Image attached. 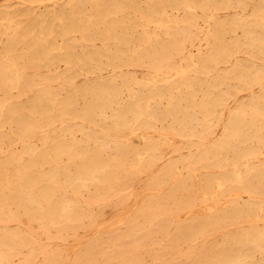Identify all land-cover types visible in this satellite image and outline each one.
Returning a JSON list of instances; mask_svg holds the SVG:
<instances>
[{
  "label": "rangeland",
  "instance_id": "rangeland-1",
  "mask_svg": "<svg viewBox=\"0 0 264 264\" xmlns=\"http://www.w3.org/2000/svg\"><path fill=\"white\" fill-rule=\"evenodd\" d=\"M92 1H94V3L95 2L96 3L92 4ZM100 1H102V2H100ZM107 1L109 2V4H108ZM122 1L123 0H119V1L106 0V2L104 0H91V1L90 0L89 1L88 0H81V1L76 0V2L74 1L75 2L74 3L73 0L72 1L71 0H44V1L43 0H0V22H1L0 23V55H1V57H0V60H1V62H0L1 63L0 70L2 69V71H0V76L2 78V79L0 78V102H1L0 108L1 107H3V108H5V107L6 108H11L12 105H13V111L14 110L17 111V114H19L18 115L19 118L22 119L21 120L22 124L24 123V126L22 125L23 128L16 129L14 121L9 120L8 118H7V121H6V118L4 116H2L5 113V109H3L4 111L3 110L0 111V123H2V124L4 123L3 125L0 124V130L3 131V133H4L3 134L0 131V138H1L0 139V159H1V161H0V170H1V172L0 173L2 174V176L4 178V180L2 182L0 181V192H1L0 193V206H1L0 207V210H1L0 214L2 215V216L0 215L1 216L0 217V231L3 232V233L0 232V236H1V240H0V246H1L0 247V264H8V263L9 264H66V263L67 264H70V263L74 264L76 259L79 262L78 263L76 261V263H78V264H96V263L97 264H157L158 262H159L158 264H164V263L165 264H191V263L192 264H204V263L205 264H227V263L228 264H252V263L253 264H264V260H263L264 259V247H263L264 246L263 245L264 244V226H263L264 225V186L262 184V183H264V180H263L264 179V175H263L264 174V145H263L264 144V138H263V136H264V134H263L264 133V128L261 127L260 125H257V127L255 125H253L256 128L251 126L250 125V121H251L250 118L251 117L249 118L250 112H251L250 104H252L253 102L254 103L257 102L256 98H258V103H260L259 105L264 104L263 103L264 102V99H263L264 98V90H263L264 89V86H263L264 85V59H263L264 58L263 57V55H264V42H263L264 39H262V38H264V30L262 28V26H264V0H260L259 4H258L259 0H253V1L252 0H245V1L240 0L241 1L240 3L238 2L239 0H230V1L229 0H223V1L222 0H208L206 2H203V0H201V2L199 0H193V2H192V0H187L188 2H190L193 5L191 8H187V7L183 6L182 5V1L183 0H174L175 2L171 1L170 4H169L170 0H168V2H167V0H161L160 5L159 4H158L159 6L156 5L157 7L154 6V3H153L156 0H153V2H151L152 0H149L148 2L146 0H135V1L134 0H129V2L132 1V4L130 3L131 5H133L132 7H131V5H129L128 0H124V3ZM162 1H163L164 5H163ZM210 1H212V4H211ZM214 1H215L216 4L218 2H220L221 4L220 5L217 4V7H215L216 4L214 3V5H213ZM119 2L122 4V5L120 4L121 5L120 7H119ZM135 2H136V4H135ZM199 2L200 3L203 2V5L205 6L206 10L203 9V5L202 4L200 5ZM223 2H224V4H223ZM78 3H79V5L77 6ZM80 3H81V5H80ZM176 3H177V5H176ZM225 3H226V5H225ZM244 3H245V6H244ZM63 4H65L66 6L69 5L68 8H66V6L64 7ZM134 4H135V6H134ZM179 4H181V5H179ZM84 5H86V7ZM98 5H99V7H98ZM206 5H207L208 8L206 7ZM208 5H210V6H208ZM82 6L85 7V8L83 9ZM170 6H172V7H170ZM235 6H237V7L235 8ZM251 6H252V8H251ZM112 7H114V8H112ZM145 7L146 8L150 7V8L146 9ZM155 7L158 10H156ZM244 7H246V8L244 9ZM61 8H63V9H61ZM78 8L79 9L82 8V10H78ZM93 8L95 10V13H97V11H100L101 15H100V12H99V14H93L94 13ZM142 8H143L144 12H142ZM153 8L155 9V11H154ZM253 8H254V11H253ZM65 9H67V10L70 9V10H72V12H70V10L67 11ZM105 9H106V11H105L106 13L104 11L102 13V10H105ZM137 9H138V11H137ZM145 9L148 12L145 11ZM188 9H189V11L190 10H192V11L188 13ZM207 9H209L210 11L209 10L207 11ZM242 9H244V10H242ZM74 10H77V12L74 11ZM111 10H112V12H111ZM149 10H150V12H149ZM171 10H172V15H170L171 14ZM193 10H194L195 14L192 13ZM260 10L262 11V13H261ZM59 11H60V13H59ZM78 11H80V12H78ZM82 11H84L85 13L83 14ZM119 11H121V12H119ZM125 11L128 14H126V13L124 15L121 14L122 12H125ZM90 12H91V14H90ZM133 12H134V14H133ZM145 12H147V13L145 14ZM253 12H254V17H253ZM69 13L70 14L72 13V20L74 19V22L71 21V15H69ZM191 13L194 14L193 17L191 16ZM62 14H64V15H62ZM65 14H68L69 18ZM92 14H93V17H92ZM102 14L104 16L105 15L107 16L108 14L109 15L107 17H104ZM201 14H202V16H201ZM76 15H77V17H76ZM87 15H88V17H87ZM98 15H100V16H98ZM119 15H121V16H119ZM127 15L130 16V18L127 19V17H126ZM183 15H185V16H183ZM96 16H97V18H96ZM164 16L167 17V21H166V17H164ZM207 16H208V19H207ZM255 16L257 17L256 21H255V18H256ZM258 16L261 18V20H260V18ZM40 17H41V19H40ZM74 17L79 19L78 23H76L77 21H76V18H74ZM141 17H143V18H141ZM181 17L183 19H181ZM184 17L187 19V21L184 20ZM215 17H217V19ZM238 17H240V18H238ZM244 17H246V18H244ZM55 18H56V20H55ZM81 18H84V20L81 19ZM114 18H117V20L114 19ZM133 18L136 19L135 23L133 22V20H134ZM12 19H13L14 22L16 20V22L14 23L12 21ZM44 19L47 21V23H46V21ZM59 19H61L62 22H67L68 23V22L71 21V23L76 24V26L74 27L76 29H74V31H73V27L71 29L72 30L71 31L72 35L70 33V36L66 37L65 35H61L60 33H58L59 30H63L64 29V27L59 26L60 25V20ZM63 19H64V21H63ZM98 19H100V21H102V22L100 23V21ZM106 19H109V20H106ZM164 19H165L166 22L163 21ZM212 19H214L213 20L214 22L212 21ZM218 19H219V21H218ZM242 19H244L245 21L243 20V22H242ZM91 20H92V22H91ZM249 20H251V21H249ZM257 20H260V22H258ZM262 20H263V25H262ZM18 21H20V23ZM80 21H83V25L86 24V25H84V26H86V28L89 25L88 29H90V31H91L90 35L87 34V33H89V30L86 29L82 25V22L80 23ZM107 21H109L108 26L114 25V28H115V25H116L118 27L117 31H116V28H115V31H116L115 34H117V35L120 34V32H118V31L122 30V33L124 31V32H127L131 36V37L129 36V39L126 40L127 42L126 41L125 42H121V40H119L118 43H116L117 46H119V45L121 46L122 45L121 46V48H122V52L121 53L122 54L120 53V55H121V57H123V59L121 57L118 58V59L116 58L115 64H114V62L106 61L107 57L105 55H104V57L101 56V62H96L95 60H93L91 64L89 62H82V63L80 62V64H79V62L77 63V62H73V61H71L72 63L71 62H63V60H61L60 62H59V60L58 61H56V60L54 61L53 60L54 62H52V61L50 62L48 60H44V62H35V63L34 62H28V60L30 58V54H31L30 45H32V40H31V37H29V36L36 35L35 31H37V37L35 39V41H36L35 47L38 44V46L39 45H42L43 47L45 46V49H46V47H47V49H50L51 45L55 46L54 48L61 47V45H62V48H66L67 49V50L61 49L62 53H63L62 57H64V51H67L69 53L71 52L70 54H73V55L76 53V56H80V55L83 54V51L85 53L87 51L88 52L89 51L92 52V50H93V52H95L96 50L98 51L100 46H101V48L99 50H102L106 45L109 46L108 45L109 44V40L111 41V40H113L115 38L114 34H112L113 32L109 36L110 39H108V40H104L100 36V33L102 35L104 25L106 26L107 23H108ZM110 21H111V23H110ZM112 21H113V23H112ZM127 21L130 22V23H127ZM191 21H193V23ZM228 21H230V23ZM232 21H233V23H232ZM94 22L95 23H99V25H98L99 30L96 27L97 25H94L97 29H95L94 26L93 27L91 26V23H94ZM118 22L121 23V24L119 25ZM155 22H157V24ZM159 22L161 23L160 25H159ZM172 22L174 24H172ZM212 22H213V24H212ZM215 22L216 23L220 22V24H216ZM222 22H227V24L224 25V23H222ZM238 22L239 23L242 22V24L239 25ZM245 22H246V24L248 23L249 26H248V24L243 26L245 24ZM49 23L50 24L53 23V24L50 25ZM54 23L57 24V25L55 24L57 26V28L54 25ZM136 23H138V25ZM234 23H235V26H234ZM14 24H15V26H14ZM42 24L44 26H49L50 30H52L53 32L54 31L57 32V33L55 32L56 34H55V36H53L55 39L54 38L51 39V41L54 42V43H52L51 41L45 43L44 42V38H42L44 35H41L39 37L38 34H39V31L43 27ZM145 24H146V26H145ZM167 24H169V26ZM176 24H177V26H176ZM192 24H194V25H192ZM10 25H11V27H10ZM122 25H123V27H122ZM184 25H186L185 26L186 28L184 27ZM188 25H189V27L187 28ZM223 25H224V27H223ZM255 25H257V26H255ZM12 26H13V28H12ZM39 26H40L41 29H39ZM172 26H174V27H172ZM211 26H213L214 30H211V29H213ZM230 26H231V29H232V33H230L231 32V29H229ZM236 26H237V29H236ZM18 27H19V29H18ZM222 27H223L224 31H222L223 30ZM77 28H78V30L79 29L80 30L78 31ZM120 28H121V30H120ZM190 28L192 30V34L189 33L190 31L188 32V30H190ZM206 28H208V29L206 30ZM238 28H240V29H238ZM31 29H32V32H31ZM33 29H35V30H33ZM93 29H95V30H93ZM101 29H102V31H100ZM158 29H159V31H158ZM167 29H168V31H167ZM172 29L173 30L175 29L174 30L175 32L173 31V33L176 34V35L175 36L172 35V38H171V34H173V33H171ZM185 29H187V31ZM243 29L245 31L244 34H243ZM15 30H17V31H15ZM97 30H98V32L94 33V31H97ZM216 30L217 31L219 30L217 35H216V32H217ZM143 31L145 32V34H144ZM148 31H149V35L151 34L150 36L148 35ZM163 31H164V33H163ZM80 32H81V34H80ZM169 32H170V34H169ZM187 32L189 33V35H188ZM222 32H224V33L221 34ZM226 32H227V34H226ZM259 32L261 33L262 36H260ZM10 33H12V34H10ZM85 33L88 36L86 35V37H85ZM135 33H136V35H135ZM209 33H210V35H209ZM246 33L247 34L249 33L248 36H247ZM212 34H214V36ZM233 34H235V36ZM58 35L61 36V37H58ZM97 35L100 36L101 38L100 37L98 38ZM138 35H142L143 38L140 37V36L138 37ZM152 35H154V36H152ZM182 35H184L185 37L184 36L182 37ZM222 35H223V38L221 37ZM244 35L247 36V37L244 38ZM189 36H191V38ZM202 36H203V38H202ZM207 36H209V38ZM249 36H251V37H249ZM44 37H46V36H44ZM156 37L158 39H156ZM178 37H179V39H178ZM181 37L183 39L186 38L188 40L186 41V39H185L186 42L184 40L181 41ZM219 37H221V38H219ZM238 37L240 39H238ZM23 38H24V40H22ZM26 38H27V40H26ZM161 38L164 40V43H163V40H161ZM233 38H237L236 39L237 40V44H236V40L233 39ZM253 38H254V40H253ZM66 39H68V41H66ZM100 39H102V40H100ZM170 39H171V41H170ZM172 39H173V41H172ZM191 39L192 40L194 39V40L192 41ZM219 39H220V41H219ZM224 39H226V40L228 39V40L226 41ZM249 39H251V41ZM71 40H72V42H71ZM132 40H134V41H132ZM160 40H161V43H162V47H161V44H160ZM211 40H212V45H211ZM242 40H244L243 43H242ZM258 40H260L261 42L260 41L258 42ZM14 41H15V43H14ZM29 41H31V44L28 43ZM39 41H41L42 43L39 42ZM77 41L80 42V43H78ZM128 41L129 42L132 41V42H130V44H129ZM142 41H143V43H142ZM218 41H219V43H218ZM224 41H226V42H224ZM233 41H235V42H233ZM145 42H146L147 46H146ZM175 42L177 43V45H176ZM20 43H22V44H20ZM49 43H50V45H49ZM55 43H57V45ZM58 43H59L60 46H58ZM112 43L113 42L111 41L110 49L113 52V49L115 48L116 45H115V43H113V45H112ZM171 43H172V45H171ZM238 43H239V45H238ZM259 43L260 44L262 43V45L260 46ZM11 44L14 47H12ZM19 44H20L21 48H20ZM75 44L77 46L76 48L74 47ZM155 44H157V45H155ZM213 44H214L215 47L213 46ZM221 44H223L224 46L220 47ZM225 44H227V45H225ZM231 44H232V46H231ZM235 44L237 45L238 48L236 47ZM128 45H129V47H127ZM138 45H139L140 49H139ZM168 45H169V47H168ZM180 45L182 46L181 48H184L183 50H184V54L186 55V57L181 56V54L179 52V49H178V48H180ZM218 45H219V47H218ZM25 46H27V47L25 48ZM48 46H49V48H48ZM66 46H69V48L66 47ZM71 46H73V48L75 50L73 48L71 49ZM83 46H84V48H83ZM141 46L143 47L142 50H141V48H142ZM164 46H165V48H164ZM172 46L174 47V51H173V47ZM256 46H257V48H256ZM23 47L26 50H24ZM85 47H86V49H85ZM239 47H240V49H239ZM11 48L13 50H15V51H12ZM123 48L127 52H125ZM181 48H180V50H181ZM213 48H215V50H214L215 52L214 53L221 52L222 55H221V59L216 58L217 62H215L216 60L214 62L212 61V64L214 63L215 65L214 64L210 65L211 58L208 59V56H209V52H212ZM68 49H70V50H68ZM133 49H135V51ZM216 49H218V50H216ZM224 49H225V52L223 53ZM18 50H20L19 53H18ZM22 50L24 52H22ZM79 50H81V51L79 52ZM139 50H141V52ZM156 50H157V52H155ZM175 50H177V51H175ZM227 50H229V52H226ZM230 50H231V54H230ZM55 51H56L55 49H50L51 55ZM130 51H132V52H130ZM142 51L143 52L145 51L144 52L145 55H143L144 53ZM164 51H166V52H164ZM8 52H9V54H8ZM25 52H26V54H25ZM202 52H203V54H202ZM56 53H61V51L59 50ZM137 53H141V55L137 54ZM177 53H179L180 55L177 54ZM251 53H252V55H251ZM7 54L12 59H9L7 57ZM173 54H175V55H173ZM176 54H177V56H176ZM189 54H190V56L193 59L192 61H188L187 57L189 56ZM195 54H196L197 58H196ZM11 55H13V56H11ZM54 55H55V53H54ZM130 55H131V58H129ZM247 55L249 57H247ZM16 56L18 57V59H17ZM136 56H137V58H136ZM138 56H140V57H138ZM144 56H145V58H144ZM171 56L175 60L174 62H173V59L171 58ZM199 56H201L203 58H207V62L206 63L203 62L204 67L206 66L204 68V70H202L203 69V65L200 64L201 62L196 61V60H198ZM228 56H229V58H231L230 61L228 60ZM26 57H28V59L24 60ZM147 57H149V58H147ZM154 57H155V59L157 57V59L156 60L153 59ZM158 57H159V60H158ZM167 57H168V59H167ZM217 57H219V55ZM135 58H136L137 61L135 60ZM140 58H141V60H140ZM15 59L17 60L16 62H15ZM124 59H126V62H124V64L125 63L126 64L122 65V61H125ZM10 60L12 62H10V63L7 62V61H10ZM117 60L119 62H121V63L117 62ZM146 60L148 61V63L151 64L150 66L147 65V61ZM170 60H171V62H169ZM2 61H4V63L6 62L8 64H6V63L4 64ZM104 61H105V64L103 63ZM165 61H167L169 64L166 63ZM185 61L188 62V63L186 64ZM26 62L28 64H25V66L23 67L24 63H26ZM46 62H47V64H46ZM109 62H110V64H109ZM233 62H235V63H233ZM33 63H34V65H32ZM66 63H68V64H66ZM69 63H71V64H69ZM87 63H89V64H87ZM128 63H130V65H128ZM153 63H155L157 65V67H159L161 65V68H159V70H158L156 65L154 64L155 65L154 66ZM100 64H102V65H100ZM173 64H174V67H173ZM207 64H209L208 65L209 67H207ZM233 64H234V67H233ZM41 65H42V67L39 68V66H41ZM81 65H83V66H81ZM90 65H92V66H90ZM118 65H119V68H118ZM223 65H225V66H223ZM258 65H259V67H258ZM21 66H22V69L20 68ZM147 66H149L150 68L147 67ZM151 66L156 67L155 70ZM171 66L173 68H171ZM184 66H185V68H184ZM262 66H263V68H262ZM70 67H71V69H70ZM77 67H78L79 71L75 70V69H77ZM188 67H190V68H188ZM191 67H193L194 70H192L193 68L191 69ZM196 67L197 68L200 67V70L197 69ZM210 67L213 68V69H211ZM219 67L220 68L222 67V69L224 71H221L222 69H220ZM67 68L69 69L68 70L69 72L67 71ZM168 68H171V70L168 69ZM227 68H229V69H227ZM238 68L243 73V74L241 73L242 75H240V71H239ZM256 68H258V69H256ZM120 69L122 70V74L126 73L124 75V78H123V75L121 73H119V72H121ZM156 69L158 71H156ZM173 69L175 71H173ZM186 69H188V70H186ZM7 70H8V72H7ZM21 70H23V71L21 72ZM24 70H25V72H24ZM91 70H93V71H91ZM168 70H170V71H168ZM197 70H198V73H197ZM248 70H249V73H248ZM12 71L15 72L16 74L14 73L15 74L14 75ZM73 71H74V74H73ZM259 71H261V75H260ZM27 72L29 74H31V75L28 74L29 77H31V78H28V75L26 74ZM57 72L59 74L61 72V74L57 75L58 74ZM75 72H76V74H75ZM166 72H167V74H166ZM216 72H217L218 76L215 77V75H217V74H215ZM224 72H225V75H224ZM250 72H251V74H250ZM9 73L11 74V76L9 75V78H8V74ZM37 73H38V76H37ZM51 73H52V76H51ZM114 73H115V75H114ZM256 73H259V74L257 75ZM25 74H26V76H25ZM44 74L47 77H45ZM63 74H65V75H63ZM66 74H68V75H66ZM118 74H119V76H118ZM207 74H208V76H207ZM245 74H247V77H245ZM2 75L6 76L5 80H4V77ZM130 75H131V77H130ZM181 75L184 76L183 78H184V81L186 82V84L180 82L181 80L178 79V77L181 76ZM186 75H187V77H186ZM188 75L189 76L191 75L192 77H189ZM220 75H221V77H220ZM12 76L15 77V78H13ZM63 76L66 78V80H65V78ZM100 76H102V77H100ZM248 76L251 77V78L249 79ZM256 76H260V77L257 78ZM22 77H24V79L25 78L26 79L23 80ZM54 77H55V80H54ZM60 77H61V79H60ZM62 77H63V80H62ZM98 77H100V78H98ZM132 77H133V80H132ZM174 77H175V80H174L175 82H173V78ZM196 77L198 78V80H197ZM244 77H245L246 80L244 79ZM32 78H34V79H32ZM126 78H129V81ZM187 78H188L189 81L187 80ZM213 78H214V81H213ZM223 78H224V80H223ZM233 78L235 80H233ZM254 78H255V81L253 82V84L252 83L250 84V80L252 81V79H254ZM51 79H53V80H51ZM101 79H102V81H101ZM112 79L114 80V82H111ZM121 79H122V81H120ZM171 79H172V81H171ZM202 79H203V81H202ZM259 79H261V80H259ZM105 80L107 81V83H106ZM13 81H15V82H13ZM53 81H57L58 83L57 82H53ZM71 81H73V82H71ZM195 81H196L197 84L195 83ZM212 81L214 82V85H213V83L211 84ZM220 81H221V84L219 83ZM238 81H239V83H238ZM246 81H247V83H246ZM4 82H7V83H4ZM23 82H24V86L22 87ZM48 82H50V83H48ZM165 82H167V83H165ZM203 82H205V84ZM206 82H207V84H206ZM232 82H234V83H232ZM36 83H37V85H36ZM39 83L41 85H39ZM101 83L105 87H103L102 85H98V84H101ZM123 83H124V85L126 83V87L122 85ZM140 83H141L142 86L140 85ZM142 83H144V85ZM177 83H179V84H177ZM69 84H71V85H69ZM138 84H139L140 87L138 86ZM169 84H172L173 86L174 85L175 86L173 88L169 89V87L167 86ZM187 84L191 85L194 88L193 89V94L195 93V91H197L195 93V95H193V102H192L193 107H190L191 105H189V103H187L185 100L182 99V100H180L178 102L182 106L184 105V107H181V105L178 102L177 103H178V107L180 109L185 108V109H183L184 111L176 110V111H178L177 113H179V114L176 113L177 116H175V117L173 116V114L175 115L176 111L174 113H172V115L166 113V110H167L168 106H170V102L172 103L171 99L172 100L174 99L173 97H174L175 94H177V96H183V95L185 96L187 94V86H186ZM193 84H194V86H193ZM208 84H211V85H208ZM232 84H234V85H232ZM238 84H240L241 87ZM4 85H5L6 88L3 87ZM43 85L44 86L47 85V86H45V88H46L45 90H44ZM95 85L97 86V89H96ZM110 85L111 86L114 85L115 88H119L120 91H121V92L119 91L120 94L118 93V99L119 100H118V103H116L117 105L115 103L111 102V99L109 97L108 90H109ZM127 85H129V86H127ZM199 85L202 88V92L204 91L203 92L204 94H205L206 91H208V92L210 91L209 95H210V97H212V99L215 96H217V95H215L216 92H217L218 95H219V93H221L220 95L225 96L224 101L225 100L226 101L225 102L221 101V103H220V104L224 105V108H221V105H217V107H215V105L213 103H211L210 105L209 104L206 105V107H205V105L203 106V104L201 105V103L203 101V98L201 99V97H202V95L204 97V94L200 91L201 88L199 87ZM205 85H206V87H205ZM212 85H213V88L215 90L212 89ZM244 85L247 88L246 90L244 89L245 88ZM54 86H57V87H54ZM82 86H83L84 91L82 89ZM85 86H86L87 89H85ZM178 86H179V88H178ZM208 86H209V88H208ZM28 87L30 89L33 87L32 91ZM40 87L43 88V89H41ZM77 87H79L78 91L76 90ZM101 87H102V92H101ZM149 87H152V88L154 87L157 90L160 88L161 96H158V95H154L153 97L148 96L149 92L147 93V88H149ZM234 87H235V89H234ZM4 88H5V90H3ZM22 88H25V89H22ZM50 88H52L55 92H57L56 94H58V96H56L55 92L52 91ZM56 88L59 91H56L57 90ZM62 88H64V89H62ZM93 88L95 89V92H94ZM123 88H124V90H123ZM198 88H200V89H198ZM220 88H221V90H220ZM227 88H228V90H226ZM1 89L3 90V92L1 91ZM79 89H82V91L79 90ZM165 89H169L171 94H170L169 91L166 92ZM204 89H206V90H204ZM229 89H231L230 91L232 93L231 92L229 93ZM236 89H237L238 92L236 91ZM67 90H68V93H66ZM88 90H89V93L91 94V96H90V94H88ZM103 90H105L107 92H105ZM137 90H138V92H141V94L143 93L142 94V98H141V94L138 93ZM185 90H186V92H185ZM5 91H6V93H5ZM80 91H81V93H80ZM71 92H73V93H71ZM100 92H101V94H100ZM129 92H131V93H129ZM168 92H169V95H168ZM253 92H254V94H253ZM14 93L16 95H18V94L19 95L15 97ZM28 93H29V95H28ZM77 93H80V95L81 94L82 95L79 96V94H78V96H77L76 95ZM92 93L94 95H92ZM132 93H133V95H131ZM210 93H212V94H210ZM222 93H224V94H222ZM145 94H146V96L144 97ZM250 94L252 95L251 97H253V99L255 101L254 100L252 101V98L250 99V96H249ZM46 95L47 96L51 95V96L47 97ZM60 95L62 96L61 97L63 99L62 101L65 103L66 109H67V110L65 109V112H63V113H61L62 110L60 111V110H58L56 108H53L52 104H50L51 100H49V98L50 99H54V96H55V100H57L59 102L61 100V99H59ZM65 95H67L68 98ZM98 95H99V97H98ZM107 95H108V98L105 99V97H107ZM4 96H5V99H6L5 102H4ZM43 96H46V97H43ZM102 96H103V98H102ZM231 96H233V97H231ZM260 96H263V97H261V99H260ZM13 97H15V98H13ZM24 97H26V98H24ZM158 97H159V99H158ZM46 98L49 101H47ZM148 98H149V102H148ZM153 98L155 100H153ZM166 98H168V100ZM40 99H42V100H40ZM70 99H71V101H70ZM82 99H83V101H82ZM90 99H91V101H90ZM130 99H132L133 102ZM146 99H147V101H146L147 107L145 106V102H143ZM222 99H223V97H222ZM262 99H263V101H262ZM1 100H3V101H1ZM86 100H87L88 104H87ZM108 100H109L110 103L108 102ZM152 100L156 104H154ZM156 100L158 101V104H157ZM17 101H19V102H17ZM89 101H90V103H89ZM104 101H106V102H104ZM197 101H199V102H197ZM20 102H22V103H20ZM100 102H102V103H100ZM129 102H131V103L129 104ZM196 102L198 104H200V105L197 106ZM84 103H86V104H84ZM99 103L101 104V106H100ZM122 103L124 105H122ZM151 103H153V104H151ZM247 103L249 104V107L246 106V105H248ZM9 104L11 105V107H10ZM14 104H15V108H14ZM20 104L22 106H20ZM25 104H26L27 108H25ZM74 104H75V106H74ZM132 104H134V105H132ZM243 104H244V106H241ZM49 105H50V107H49ZM86 105H87V108H85ZM121 105H122V108H121ZM139 105H141L140 107H142V105H144V108L145 109L147 108L146 111H143V109H142L143 107L139 108ZM165 105H167V106H165ZM211 105H213L216 110L215 109L213 110L214 107L213 106L211 107ZM237 105H239L238 109H237ZM17 106H19V107H17ZM23 106H24V108H22ZM38 106H39V108H38ZM45 106H47V107L45 108ZM93 106H95V108ZM97 106L99 107V110L97 109ZM106 106H108V107H106ZM128 106L133 108L132 112L134 114L131 112V108L128 107ZM187 106H189V107L186 108ZM194 106H195V108H194ZM82 107H83V109H82ZM100 107H101V109H100ZM118 107H120V109H118ZM126 107H127V109L124 110V108H126ZM151 107L153 109H150ZM218 107H219L220 110L218 109ZM35 108H36V112L34 111ZM75 108H76V110H75ZM84 108H85V110H84ZM107 108H109V109H107ZM111 108H112V114L110 113ZM135 108L137 110H134ZM159 108H160V110H159ZM234 108H236L235 109L236 111L234 110ZM21 109H22V111H21ZM51 109H52V111H51ZM68 109H69V111H68ZM77 109H78V111H77ZM86 109H87V111H86ZM162 109H164V110H162ZM56 110H57V112H56ZM82 110H84V111H82ZM88 110H90V111H88ZM92 110L94 112H92ZM121 110H123L124 113ZM127 110H129V112H127ZM138 110H140L141 112L143 111L142 112L143 116H141L139 118L133 117V116H136ZM188 110H189V113L191 115L186 116L183 119L181 117V115L183 114V112H185L186 114H189ZM209 110H213V111H209ZM241 110H243V111H241ZM32 111H33V113H32ZM70 111L72 112V114H71ZM114 111H115V113H114ZM148 111H151V112L149 113ZM153 111H154V113H153ZM233 111H235L234 112V116H233ZM246 111H247V113H243V112H246ZM52 112H53L54 115H51ZM58 112H60V113L58 114ZM102 112L105 115H103ZM119 112L122 113V115L119 114ZM158 112L160 114L161 113L162 114L160 115V114H158ZM220 112H221V114H220ZM248 112H249V114H248ZM98 113H100V115ZM125 113H126V115H125ZM195 113H196V115H197V117L199 119L200 118L203 119L202 122H201V120H198V122H197V119L195 120V118H197V117H195ZM218 113L220 114L219 118H218ZM55 114H58V115H56V117H55ZM148 114L153 115V119L154 120H150V122H149L150 124L145 125V123H147L149 121V119H150ZM166 114H167V117H166ZM236 114H237V116H236ZM23 115L24 116L26 115L25 116L26 118H24ZM36 115H37V117H36ZM86 115H88V116H86ZM113 115H114V117H112ZM159 115L162 116V117H160ZM216 115H217V118H216ZM227 115H229V117ZM52 116H54V117H52ZM68 116H70V117H68ZM71 116H72V120H71ZM105 116L107 117V119L105 118ZM154 116H156L157 119H159V120L154 118ZM179 116H180V118H179ZM241 116H243V117H241ZM1 117H3V118L1 119ZM27 117H29V120H27L28 119ZM99 117H100V120H99ZM117 117H119V118H117ZM190 117H191V119H190ZM45 118H49V121H51V120L52 121L49 122L48 119L45 120ZM67 118H68V120H67ZM80 118H82V119L80 120ZM112 118H113V120H112ZM121 118H123L122 121L120 120ZM231 118H232V121H233L231 123L232 124L235 123L236 125L235 124L234 125H232V124L231 125H227L230 122L229 120ZM242 118H243V123L241 122ZM35 119H37V120H35ZM57 119L59 120V122H58ZM62 119H64V120H62ZM84 119L86 121H84ZM115 119L116 120L118 119V124H117ZM129 119H130V121L128 122ZM143 119L145 121L146 120L147 121L144 122ZM169 119H171V120H169ZM216 119H217V122L215 121ZM226 119H227V121H226ZM79 120H80V122H79ZM103 120H104V122L106 124L102 123ZM139 120L140 121L143 120L141 122L142 124L139 123L140 122ZM160 120H161V123H160ZM236 120H238V121H236ZM10 121H11V123H10ZM31 121H32V123L33 122H35V123H33V124L31 123L30 124ZM62 121H63V123H62ZM100 121H102V122L100 123ZM123 121H125L127 123L125 124V122H123ZM154 121H156V123H154ZM27 122L29 123V125H28ZM43 122H44V125H43ZM65 122H66V124H65ZM137 122L139 123V126L137 125ZM143 122H144V124H143ZM173 122H174V124H173ZM188 122H190V123H188ZM196 122H197V126H196ZM212 122H213V125H212ZM239 122H240V124L242 123L243 126L239 125ZM6 123H8V124H6ZM45 123L46 124L49 123V124L46 126ZM52 123H53V125H52ZM72 123H75V124H73V128L71 126ZM79 123L81 124L80 126H79ZM152 123L155 124V125H152ZM200 123H203V124L201 125ZM39 124H40V128H38ZM102 124H104V125H102ZM109 124H110V126H112L111 129H109L110 128ZM180 124H182V125H180ZM54 125H55V127H54ZM68 125H69L70 130L68 128ZM93 125H94V127H93ZM120 125L122 127H120ZM126 125H127V127H126ZM133 125H135V126H133ZM209 125H210V128H209ZM29 126H31V129H29L30 128ZM43 126H44V129H43ZM75 126H77V130L75 129L76 128ZM101 126H104V127L106 126V127L104 129L102 127V129H103L102 130L101 128H99ZM158 126L160 128H158ZM166 126H167V128H166ZM183 126L185 127V129H184ZM237 126H238V128H241V129H238V131L236 129ZM247 126H248V129H247ZM249 126H250V128H249ZM32 127L33 128L35 127V128L33 129ZM41 127H42V130H41ZM117 127H118V129H117ZM137 127H138V129H137ZM172 127H174V128H172ZM227 127H229L230 129L233 127L231 129L232 133H230L229 128L226 129ZM259 127H260V129H259ZM190 128H191V130H190ZM52 129H54V130H52ZM90 129H91V131H90ZM93 129H96V130H93ZM168 129H170V130L168 131ZM195 129H197V130H195ZM205 129H207V130L205 131ZM255 129H256V131H255ZM5 130H7V131H5ZM18 130H20L21 132L19 133ZM39 130H41V131H39ZM122 130H124V131H122ZM173 130L175 132H177V133H174ZM30 131H32V132H30ZM64 131H65V134H64ZM75 131H77V132H75ZM85 131H86V134L88 133V136L91 135L93 137L92 138H90L91 136L87 137V135L85 134ZM162 131H163V133L165 132V134H164L165 136L169 135L168 139L164 135L161 136ZM241 131H244V133H243V135L245 136L244 139H246V140L248 139V142H246V140L243 139L242 133H239ZM9 132H11V134ZM124 132H125V136H124ZM250 132H251V135H250ZM16 133H17V135H16ZM26 133H28V134L26 135ZM103 133L105 134V136H104ZM178 133H179V135L181 134L180 135L181 137L178 136ZM187 133H189V134H187ZM109 134H111V135H109ZM130 134H132V135H130ZM156 134H158V135H156ZM182 134H183V137H182ZM193 134H194V137H193ZM227 134H230V137ZM28 135H30L31 137L28 136ZM95 135H96L97 138L95 137ZM98 135L101 136L99 138V140H98ZM141 135H142V137H141ZM170 135L171 136L173 135L172 138H171ZM200 135H203V137L200 136ZM40 136H41V139H40ZM46 136H47V138H46ZM255 136H257L259 138H262V140L260 139L261 141H259V138L255 137ZM43 137H45V138H43ZM53 137H55L56 140ZM130 137H132V138H130ZM196 137H198V138H196ZM27 138H30V140L29 139L27 140ZM78 138L80 140H78ZM159 138H160V140H159ZM215 138H217V139L215 140ZM67 139H68V142H67ZM156 139H157V141H156ZM181 139L182 140L184 139L183 142H182ZM231 139L233 140V142L236 141L235 142L236 145H233L235 143H231L232 142ZM69 140H70V142H69ZM154 140H155V142H154ZM165 140L167 142H165ZM171 140H173L172 143H171ZM1 141H2V145H1ZM80 141H81V143H80ZM95 141H96V143H95ZM129 141L131 143H129ZM146 141H147V143H146ZM163 141H164V143H163ZM189 141L192 143V145H191V143H189ZM226 141H227L228 145H227V143H225ZM64 142H65V144H64ZM141 142H142V144L145 142L144 145H142ZM169 142H170V144H169ZM186 142H188L189 144L186 143ZM208 142H214L215 144L214 143L213 144H214L215 147L212 145V143L208 144ZM221 142H222L223 146H222ZM257 142H258V144H257ZM27 143L30 144L29 146L33 145L35 147H33V146L32 147H28ZM117 143H119V144H117ZM249 143H250V147H249ZM52 144L54 145V148H53ZM76 144L78 145L79 149H78ZM129 144H130L131 147H128ZM184 144H187L188 146L184 145ZM231 144H232V149H230ZM20 145L22 146V148H21ZM82 145H86L87 148H86V146H82ZM100 145L101 146L103 145V147H101V149L99 148ZM118 145H120V146H118ZM136 145H138V146H136ZM157 145L158 146L160 145V148ZM190 145H191V147H190ZM243 145H244V148L242 147ZM106 146H107V148H106ZM117 146H118L117 150L120 147L119 152L116 150ZM139 146H140V149H139ZM151 146H153V147L150 148ZM178 146H179L180 150H178ZM258 146H259V148H258ZM261 146H262V150L260 149ZM73 147H74V149H73ZM104 147H105V149L103 150ZM126 147H128V149ZM173 147L176 150H178V151H174L175 149ZM181 147H183V148L181 149ZM225 147H226V149L229 147V149L227 151L228 153L226 152ZM23 148L25 149L24 151H23ZM81 148L84 150V152H83V150ZM97 148H98V150H97ZM148 148H150V149H148ZM156 148L159 149V150H157ZM207 148L209 149V152L207 151L208 150ZM240 148L243 149V150H248L247 148H251V149L253 148L254 152L249 154L248 156H244V157H242V155L241 156H237L238 155L237 152L240 151ZM32 149H33L34 153L32 152ZM75 149H76V151H74ZM85 149H86V151H85ZM124 149L127 150V151H125ZM143 149L146 151L145 153H144ZM210 149H211V151H210ZM214 149H215V152H214ZM224 149H225V151H224ZM257 149H258L259 152L257 151ZM21 150H22V153H21ZM26 150H27V152H26ZM40 150H41V152H40ZM63 150H65V152H64L65 155H63ZM72 150L74 152H72V154H71ZM137 150H139L138 153H137ZM203 150H205L204 153H203ZM253 150H251V151H253ZM189 151L191 153L195 152V154H191V153H189ZM197 151L199 153L201 151V155L204 156V158L202 160L200 159L201 156L199 157L200 154H198ZM76 152L78 154H75ZM85 152H86V154H85ZM139 152L141 153L140 156H139ZM152 152H153V156H152ZM210 152L213 153V156H211L212 154H210ZM60 153L62 154L61 155L62 157L60 156ZM87 153H88V155H87ZM109 153H110V158H109ZM120 153L122 154V156H121ZM162 153H163V157L161 156ZM223 153L224 154L226 153L225 159L221 158V160H220L219 158L223 155ZM233 153L236 154V155L234 156ZM84 154H85V156H84ZM89 154H92V155L89 156ZM107 154H108V156H107ZM114 154L117 155V157ZM123 154L124 155L127 154L126 155V162H125V156ZM186 154H188V155H186ZM16 155H18V156L16 157ZM29 155L31 156L30 158H29ZM137 155L139 156V158L141 160L138 158ZM185 155H186V157H185ZM205 155H206V158H205ZM214 155H215V157H214ZM217 155H218V157H217ZM255 155H256V157H255ZM34 156H35V159H34ZM37 156H38V159H37ZM58 156H60L61 158H59ZM78 156H79V158H78ZM149 156L150 157L152 156V157L149 159ZM154 156L157 157V158L155 157L156 161H155ZM26 157H28V162L26 161L27 160ZM107 157H108V160L110 162L109 161L107 162ZM118 157H120V158H118ZM196 157H198V158H196ZM211 157H212V159H211ZM223 157H224V155H223ZM228 157H230V159ZM45 158H46V160H45ZM115 158H116V161H115ZM131 158H133V162L131 161ZM216 158H217V160L219 159L220 161H223V164H221L222 162H220L219 160L217 161ZM231 158H232V160H234V159L235 160L231 161ZM39 159H40V161H39ZM143 159L145 160V162H148V163H144L143 164L142 163V162H144ZM148 159L150 160V162H149ZM188 159H189V161H188ZM196 159L197 160L200 159L199 160L200 162H197ZM247 159L248 160L250 159V160L248 161ZM117 160H119V161L117 162ZM181 160H182V162H181ZM203 160H204V162H203ZM210 160H212L211 161L212 163L210 162ZM228 160L230 162H228ZM46 161H48L49 163L46 162ZM90 161L92 162L91 164H90ZM120 161L121 162L123 161V163L120 164ZM207 161H208V163H207ZM67 162H68L69 166H66V165H68V164H66ZM80 162H81V164H80ZM165 162H166V164H165ZM167 162H168L169 165L167 164ZM226 162H228V163H227V166L224 168V166L226 165ZM28 163H30V164L28 165ZM47 163L49 164V166H48ZM74 163H76V164H74ZM136 163H137V165H136ZM140 163H142V164H140ZM31 164H33V165L31 166ZM94 164L96 165V167L94 166ZM105 164H106L107 167L105 166ZM16 165L17 166L22 165V166L17 167ZM27 165L29 167H27ZM173 165H174V167H173ZM185 165L188 166L187 173H186V166ZM211 165H212L213 168L211 167ZM229 165H230V167H229ZM38 166H39V168H38ZM52 166H53V168H52ZM56 166H57V168H56ZM167 166H168V169L166 170L167 171L166 172L165 169L167 168ZM180 166H181L182 169L180 168ZM203 166L205 168L208 167L209 173H208V169L207 170L204 169ZM248 166H250V167H248ZM256 166H258V167H256ZM112 167H114V168H112ZM141 167H144V168H141ZM159 167H160V169H159ZM170 167L172 169H170ZM54 168L56 170H59V171H56ZM119 168H121V171H119L120 170ZM174 168L177 169V170H175ZM232 168H234V169L232 170ZM249 168H250V170H249ZM47 169L48 170H52L54 172L53 173L52 171H50L52 177L50 176V172ZM73 169H75V170H73ZM87 169H88V171H87ZM94 169H97V170H94ZM109 169H110V171L112 169L111 175H110ZM145 169H147L148 171L144 172ZM190 169H191V171H190ZM196 169H197L198 172L195 171ZM245 169L247 170L246 172H245ZM10 170H11L12 174L10 173ZM41 170H43L45 173L43 171L41 172ZM132 170H133V172H132ZM135 170L139 171V172L134 173ZM160 170H162V172ZM170 170H171V172H170ZM222 170L223 171L225 170L226 173H227V170H228V173H229V174L227 173L228 176ZM28 171H29V173H28ZM34 171H35V173H34ZM174 171H176V174H175ZM194 171L197 173V175H196V173ZM216 171H217V173H216ZM232 171H234L233 174H232ZM125 172H127V176L125 175L126 174ZM129 172H130V174H129ZM242 172H243V176H244V174H245V176L248 175V183H249V186H250L248 189H244V190H243V188L240 190L241 187H237L236 186L235 179H234V175L236 173L242 175L241 174ZM32 173H34V174H32ZM48 173H49V175H48ZM61 173H62V175H61ZM97 173H98V175H97ZM101 173H102V176L100 178L99 174L101 175ZM105 173H106V175H105ZM157 173H158V175H157ZM165 173H167V176L165 175ZM207 173L209 174L208 176H207ZM212 173L214 174V177L211 179V176H213ZM218 173H219V176H217ZM220 173H222L224 175V177ZM18 174H19V176H18ZM44 174H46L47 176L44 175ZM108 174H109V176H108ZM168 174H169V176H168ZM198 174H199V176H198ZM176 175H178V179H177ZM195 175H196V178H195ZM200 175L201 176L203 175V176L201 177ZM229 175H231V176L229 177ZM10 176L12 177V180L13 179L15 180V182L14 181H8V180H11ZM33 176L37 177V179H35V178L33 179ZM48 176H50V178H48ZM58 176L60 177V179L57 181V178H59ZM63 176L66 177L67 181H65L66 179H63L64 178ZM133 176H134V179H133ZM156 176H157V178H156ZM173 176H174L175 180H174ZM215 176L217 178H215ZM15 177H17L19 180L17 178L15 179ZM45 177H46V179H45ZM77 177L80 178V180H78ZM90 177H92V178H90ZM98 177L100 178V180H98L99 179ZM104 177H106V178L108 177V178L106 179ZM120 177H121V179H120ZM153 177H154L155 180L153 179ZM232 177H233L234 180H232ZM250 177H251V180H250ZM259 177H260V179H259ZM25 178L29 181L30 186L28 184V181L25 180ZM52 178H54V179H52ZM72 178H73V180H72ZM85 178L87 180H84ZM129 178H130V180H129ZM228 178H230V179H228ZM223 179L226 180V181L227 180H230V181H228V183H227ZM255 179H256V181H255ZM51 180H52V182H51ZM158 180H159V182H158ZM162 180H163V182H162ZM168 180H169V182H168ZM171 180H174V182L171 181ZM179 180H180V182H179ZM214 180H215V182H214ZM122 181H123L124 186H123V184H121ZM33 182H34V184H33ZM69 182H71L72 185L73 184L74 185L72 186L71 183L69 185L68 184ZM73 182H75V183H73ZM79 182H81V183H79ZM87 182H89L90 184L87 183ZM154 182H156L157 184L154 183ZM171 182H173V183H171ZM213 182H214V184H213ZM230 182H231V185L229 184ZM77 183L80 186L77 185ZM177 183H178V185H177ZM195 183H197V184H195ZM255 183L257 184V187H259V189L256 188V185L253 186ZM5 184H7L6 187H5ZM15 184L16 185L23 184L25 186L27 185L26 186L27 187L26 191L29 194L33 195V196H35V195L39 196L40 187L42 185H44V186L49 185L50 188H51L50 192L52 194H48V195H49V199L50 198L51 199L54 198L53 201H55V203H56V205H55L56 206L55 207L56 208L55 216H56V220L57 221H55L54 219L51 220L50 218H49V221H48V218L47 219L43 218V220H44V222H43L42 218H32L33 214H30V213H28V214L24 213L23 214V210L24 211L28 210L29 209V207H28L29 205L27 204V206H25L26 204H24V202L22 201L23 199L22 200L20 199V202L13 200V199H15L14 198L15 191H14V187L12 185L15 186ZM54 184H56V185H54ZM59 184H60V186H59ZM62 184H63V186L65 184V188H62L63 187ZM85 184H87L86 185L87 187L85 186ZM97 184H100L102 186L103 192H102V189H100L101 188L100 185H97ZM151 184L152 185L155 184V185H153V187H152ZM159 184H161L162 187H160ZM227 184H228V186H227ZM233 184L236 187L232 186ZM32 185H33V187H32ZM34 185H35V188H34ZM81 185H82V188H81ZM129 185H131V186H129ZM176 185H177V187H176ZM195 185H196V187H195ZM198 185H199V187H198ZM229 185H230V189H229ZM224 186H226V187H224ZM77 187H78V189H77ZM150 187H152V188H150ZM232 187H233V189H232ZM262 187H263V189H262ZM36 188H38L39 191ZM83 188H84V190H83ZM85 188H87V190H89V191H86ZM149 188H150L151 191L149 190ZM213 188H214V191H213ZM225 188H226V191H225ZM227 188H228V190H227ZM145 189H147V190L145 191ZM167 189H168V192H166ZM197 189H198V191L200 193L197 191ZM207 189H209V190H207ZM234 189L238 190V191H235ZM93 190H94V192H93ZM148 190H149V194H148ZM153 190H155V191H153ZM177 190H178V193H177ZM187 190H188V193H187ZM26 191H25V193H27ZM77 191H78V193H77ZM97 191L100 192V194ZM156 191H157V193H156ZM158 191H159V193H158ZM181 191H182V194H181ZM185 191H186L187 194L185 193ZM211 191H212V193L215 192L216 195L218 194L217 198H216V195L214 193L213 194L211 193ZM228 191H229V194L227 193ZM249 191L252 192V194ZM34 192H35V194H34ZM125 192H126V194H124ZM189 192L190 193L192 192V194H190ZM195 192H196V194H194ZM209 192H210L211 197L209 196ZM6 193H7V195H5ZM256 193H258V194H256ZM233 194H234V197H233ZM58 195H62V197H60ZM80 195H82V196H80ZM120 195H121V197H119ZM222 195H223V197H222ZM11 196L13 197V199H12ZM52 196H54V197L52 198ZM166 196H167V198H166ZM179 196H180V198H179ZM191 196H192V198H191ZM199 196H200V198H199ZM208 196L210 197L211 200L209 199ZM56 197H57V199H56ZM68 197H70L69 200H68ZM194 197H195L196 200H194ZM218 197H219V200H218ZM232 197H233V199H232ZM62 198H63V202H62ZM87 198H88V200L90 199L89 202H86V201H88ZM208 199L210 200V202L212 204L209 203ZM215 199L218 200V203H217V200H215ZM220 199H221V201H220ZM228 199H230V200H228ZM2 200L4 201V204L1 203V202H3ZM10 200H11V202H9ZM12 200H13V203H12ZM92 200L94 201V205H93V201ZM199 200L203 204L199 203L200 202ZM213 200L216 201V202H213ZM91 201H92V203H91ZM118 201H119V203L116 204ZM139 201H141V202H139ZM255 201H256V203H255ZM7 202H9V204ZM192 202H194V203L192 204ZM253 202H254V204H253ZM65 203L67 205V208H66ZM177 203H179L178 206H177ZM7 204H8V207H6ZM58 204H59V206H57ZM98 204H99V206H98ZM143 204H144V206H143ZM189 204L190 205L192 204L194 206L192 207V205L190 206ZM195 204H196V206H195ZM213 204L214 205L216 204V206H214ZM9 205H11V206H9ZM23 205L25 207H27V208H25ZM31 205H30V209L33 208V207L35 208V207L38 206V208L36 209L37 211L44 210V209L48 208L47 207L48 200L42 198V199H40V202L37 201L34 204L35 206L31 207ZM116 205H117V207H116ZM167 205H168V207H167ZM14 206H15V208H14ZM17 206H19V207L17 208ZM64 206H65V208H64ZM83 206H84V208H83ZM175 206H176V209H174ZM183 206H185V207H183ZM74 207H76V208H74ZM114 207H116V208H114ZM161 207H162V209H161ZM187 207H189V208L192 207V208H190V210H188L189 208L187 209ZM212 207H214V208L216 207L215 210H214V208L212 209ZM220 207H221V209H220ZM8 208H9V211H8ZM57 208H59V209H57ZM112 208H114V209H112ZM182 208H184V209H182ZM255 208H256V210H255ZM258 208H260V209H258ZM131 209H133V211ZM180 209H181V211H180ZM216 209H217V211H216ZM218 209H219V211H218ZM67 210H69V211L66 212ZM212 210L214 211V213H213ZM221 210H224L223 213H222ZM235 210H237V211L235 212ZM238 210L241 211V212H239ZM58 211H62L63 214L59 213ZM64 211L66 212L65 214H64ZM174 211H176V213H179V214L175 216ZM208 211H210V212L208 213ZM245 211H246V213H245ZM249 211H250V213H249ZM2 212H4V213H2ZM182 212H184V214ZM243 212H244V214H243ZM19 213L21 214L22 218H20V216H19L20 214ZM32 213H34V211H32ZM73 213H74V216H73ZM75 213H76V215H75ZM101 213H102V215H101ZM122 213H125V214L121 215L122 217L125 215L123 217V219L120 217V214H122ZM190 213H193V214H190ZM240 213L242 215H240ZM253 213H255L254 214L255 216L253 215ZM14 214H16L15 216H17L18 218L13 217ZM56 214L59 215L58 219H57V215ZM68 214H69V217H68ZM148 214H149L150 217L148 216ZM161 214H162V216H161ZM202 214H203V216H202ZM215 214H216V217H215ZM11 215H12L13 218L11 217ZM211 215H212V217H211ZM226 215H227V217H226ZM28 216H30V217H28ZM115 216L116 217L118 216V219ZM169 216L171 218H173V219H171ZM213 216H214V218H213ZM247 216L249 217L248 218L249 221L247 219ZM131 217H132V220H130ZM222 217L226 218V220H222L223 219ZM253 217H255V218L252 219ZM26 218H27V220L29 222L26 221ZM70 218H71V220H70ZM112 218H114V219L116 218V220H118V221H116V220L114 221V220H112ZM9 219L12 220V221H8ZM35 219L38 220V222ZM75 219H76V221H75ZM1 220H2V222H1ZM3 220H4V222H3ZM6 220H7V223H6ZM86 220H87V222H86ZM119 220H121L122 223ZM171 220H172V222H171ZM239 220H241V222ZM244 220H246V222H244ZM262 221H263V223H260ZM31 222H34V223H31ZM102 222H103V224H102ZM129 222H130V224H129ZM44 223L45 224L47 223L48 226H46V225L43 226ZM171 223H172V225H171ZM24 224L25 225L28 224V225H26V227L27 226L28 227L26 228ZM109 224H110V226H109ZM90 225H92V226H90ZM256 225L257 226L259 225V227H257ZM3 226H4V228H3ZM7 226H8V231L6 230ZM106 226H107V228L109 226V228L108 229L104 228ZM202 226H203V228H202ZM221 226H222V228H221ZM10 227H12L11 230L9 229ZM123 227H125V228H123ZM174 227H175V229H174ZM219 227H220V229H219ZM13 228H16V229H13ZM34 228L36 230H34ZM37 228H39V229H37ZM48 228H49V230H48ZM112 228H113V230H112ZM138 229H141V230H138ZM257 229L259 231H257ZM31 230H32V232H31ZM261 230H263V231H261ZM13 232L14 233L16 232V233L14 234ZM47 232H49V234ZM231 232H232V234H231ZM244 232H245V234H244ZM250 232H251V235H250ZM149 233H150V235H149ZM159 233H161V234H159ZM187 233H188V235H187ZM22 234L23 235L25 234L26 236L25 235L24 236L26 238L24 236H22ZM59 234H61V235H59ZM92 234H93V236H92ZM110 235H111V237H110ZM114 235H115V237H114ZM173 235H174V237H173ZM91 236H92V238H91ZM107 236H108V238H107ZM131 236H132V238H131ZM2 237H3V240H2ZM28 237H30L29 238V241H30L29 243H28ZM142 237H144V238H142ZM22 238H23V242H22ZM7 239L11 240L12 242L10 241V244H9V241ZM138 240H139V242H138ZM32 241H33V243H32ZM113 241H114V243H113ZM2 242H5V244L1 245ZM15 242H16V244H15ZM6 243L9 246L6 247ZM206 243H207V246H205ZM128 244H131V246L128 245ZM17 245H19V246L17 247ZM101 245H102V247H101ZM255 245H256V247H255ZM103 246H105V247H103ZM124 246H126V248L128 250H126V248ZM8 247L10 249H7ZM39 247H40V249H39ZM119 247H122V248H119ZM12 248H14L15 250L12 249ZM17 248H18V250L16 251ZM136 248H137V250H136ZM1 249H2V252H1ZM244 249L246 250V252H245ZM250 249L252 250V253H251ZM131 250H133V252H131ZM163 250H164V252H162ZM185 250H186L187 253H189V252L190 253L187 254L185 252ZM220 250H223V255L222 256H220L218 254V252ZM256 250H258V251H256ZM3 251L4 252L6 251L5 252L6 254L3 253ZM119 251H121V252H119ZM127 251H130L131 254L127 253ZM253 251L256 252V253L254 254ZM15 252L18 253V254H16ZM10 253H12V254H10ZM32 253H33V256H32ZM110 253H111V255H110ZM181 253H183V254H181ZM192 253H193V255L191 256L190 254H192ZM194 253H195V255H194ZM243 253H244V255H243ZM258 253H259V255H258ZM83 254L84 255L87 254V255L84 256ZM179 254H181V255H179ZM118 255L120 256V258L118 257ZM245 255H247V257ZM79 256H82V257H79ZM188 256H190V257H188ZM244 256H245V258H244ZM75 257H76V259H75ZM95 257H97L96 260H94ZM174 258H175V260H174ZM112 259H114V260H112ZM258 259H259V261H258ZM241 260L243 262H241ZM253 261H255V262H253Z\"/></svg>",
  "mask_w": 264,
  "mask_h": 264
},
{
  "label": "bare ground",
  "instance_id": "bare-ground-1",
  "mask_svg": "<svg viewBox=\"0 0 264 264\" xmlns=\"http://www.w3.org/2000/svg\"><path fill=\"white\" fill-rule=\"evenodd\" d=\"M43 1H44V0H43ZM71 1H72V0H71ZM74 1L76 2V0H73V2H74ZM78 1H81V0H78ZM88 1H89V0H88ZM90 1H91V0H90ZM104 1L106 2V0H104ZM113 1H119V0H113ZM134 1H135V0H134ZM146 1L148 2L149 0H146ZM171 1H174V0H170L169 4L171 3ZM199 1L201 2V0H199ZM206 1H208V0H203V2H206ZM222 1H223V0H222ZM229 1H230V0H229ZM243 1H245V0H243ZM252 1H253V0H252ZM75 2H74V3H75ZM100 2H102V1H100ZM107 2H108V1H107ZM122 2L124 3V0H123ZM128 2H129V0H128ZM151 2H153V0H152ZM160 2H161V0H156L155 2H153V3H154V6H156V5L159 6V5H160ZM167 2H168V0H167ZM174 2H175V1H174ZM192 2H193V0H192ZM200 2H199V3H200ZM203 2L200 3V5H201V4L203 5ZM210 2H211V4H212V1H210ZM217 2H218V1H217ZM226 2H227V1H226ZM231 2H232V1H231ZM238 2L240 3L241 1L239 0ZM259 2H260V0L258 1V4H259ZM86 3H87V2H86ZM93 3H94V1H92V4H93ZM95 3H96V2H95ZM95 3H94V4H95ZM116 3H117V2H116ZM130 3L132 4V1L129 2V5H131ZM162 3H163V1H162ZM177 3H178V2H177ZM177 3H176V5H177ZM179 3H180V2H179ZM195 3H196V2H195ZM199 3H198V4H199ZM214 3H215V1L213 2V5H214ZM82 4H83V3H82ZM104 4H105V3H104ZM106 4H107V3H106ZM108 4H109V2H108ZM112 4H113V3H112ZM120 4H121V3L119 2V7L122 5V4H121V5H120ZM135 4H136V2H135ZM135 4H134V6H135ZM146 4H147V3H146ZM158 4H159V5H158ZM174 4H175V3H174ZM204 4H205V3H204ZM207 4H208V3H207ZM215 4H216V3H215ZM217 4L220 5L221 3L218 2ZM217 4H216L215 7H217ZM223 4H224V2H223ZM228 4H229V3H228ZM235 4H236V3H235ZM52 5H53V4H52ZM63 5H64V7L66 6L65 4H63ZM72 5H73V4H72ZM78 5H79V3L77 4V6H78ZM80 5H81V3H80ZM90 5H91V4H90ZM101 5H102V4H101ZM116 5H117V4H116ZM151 5H152V4H151ZM163 5H164V3H163ZM179 5H181V4H179ZM182 5L185 6V7H187V8H191V7L193 6V5H192L190 2H188L187 0H183V1H182ZM196 5H197V4H196ZM200 5H199V6H200ZM213 5H212V6H213ZM225 5H226V3H225ZM236 5H237V4H236ZM50 6H51V5H50ZM68 6H69V5H68ZM68 6H66V8H68ZM75 6H76V5H75ZM84 6L86 7V5H84ZM94 6H95V5H94ZM110 6H111V5H110ZM123 6H124V5H123ZM132 6H133V5H131V7H132ZM147 6H148V5H147ZM157 6H156V7H157ZM208 6H210V5H208ZM212 6H211V7H212ZM221 6H222V5H221ZM237 6H238V5H237ZM237 6H235V8H236ZM244 6H245V3H244ZM82 7H83V6H82ZM85 7H83V9H84ZM98 7H99V5H98ZM114 7H115V6H114ZM114 7H112V8H114ZM124 7H125V6H124ZM124 7H123V8H124ZM129 7H130V6H129ZM129 7H128V8H129ZM131 7H130V8H131ZM140 7H141V6H140ZM156 7H155V8H156ZM167 7H168V6H167ZM170 7H172V6H170ZM196 7H197V6H196ZM201 7H202V6H201ZM206 7H207V5H206ZM213 7H214V6H213ZM215 7H214V8H215ZM256 7H257V6H256ZM76 8H77V7H76ZM76 8H75V9H76ZM133 8H134V7H133ZM143 8H144V7H143ZM143 8H142V12H144V11H143ZM145 8H146V7H145ZM148 8H150V7H147L146 9H148ZM197 8H198V7H197ZM207 8H208V7H207ZM209 8H210V7H209ZM214 8H213V9H214ZM238 8H239V7H238ZM245 8H246V7H244V9H245ZM251 8H252V6H251ZM61 9H63V8H61ZM72 9H73V8H72ZM98 9H99V8H98ZM146 9H145V11H147ZM153 9H154V8H153ZM160 9H161V8H160ZM182 9H183V8H182ZM203 9L206 10L204 5H203ZM215 9H216V8H215ZM233 9H234V8H233ZM244 9H242V10H244ZM59 10H60V9H59ZM65 10H67V9H65ZM69 10H70V9H68L67 11H69ZM78 10H82V8H81V9L78 8ZM85 10H86V9H85ZM93 10H94V8H93ZM99 10H100V9H99ZM113 10H114V9H113ZM124 10H125V9H124ZM156 10H158V9L156 8ZM169 10H170V9H169ZM174 10H175V9H174ZM201 10H202V9H201ZM204 10H203V11H204ZM208 10H209V9H207V11H208ZM211 10H212V9H211ZM220 10H221V9H220ZM74 11L77 12V10H74ZM103 11L105 12L106 9H105V10H102V13H103ZM128 11H129V10H128ZM137 11H138V9H137ZM154 11H155V9H154ZM181 11H182V10H181ZM185 11H186V10H185ZM191 11H192V10L189 11V9H188V13L191 12ZM209 11H210V10H209ZM215 11H216V10H215ZM253 11H254V8H253ZM260 11H261V10H260ZM70 12H72V10H70ZM78 12H80V11H78ZM82 12H83V14L85 13L84 11H82ZM99 12H100V11H97V13H95V10H94V13H93V14H99ZM111 12H112V10H111ZM111 12H110V13H111ZM119 12H121V11H119ZM129 12H130V11H129ZM139 12H140V11H139ZM147 12H148V11H147ZM147 12H145V14H146ZM149 12H150V10H149ZM156 12H157V11H156ZM175 12H176V11H175ZM186 12H187V11H186ZM186 12H185V13H186ZM199 12H200V11H199ZM258 12H259V11H258ZM258 12H257V13H258ZM57 13H58V12H57ZM59 13H60V11H59ZM87 13H88V12H87ZM105 13H106V12H105ZM105 13H104V14H105ZM125 13L128 14L126 11H125V12H122L121 14L124 15ZM157 13H158V12H157ZM173 13H174V12H173ZM192 13H194V10H193ZM192 13H191V16L193 17L195 13H194V14H192ZM261 13H262V11H261ZM73 14H74V13H73ZM90 14H91V12H90ZM93 14H92V17H93ZM133 14H134V12H133ZM150 14H151V13H150ZM159 14H160V13H159ZM196 14H197V13H196ZM204 14H205V13H204ZM251 14H252V13H251ZM255 14H256V13H255ZM62 15H64V14H62ZM65 15H66L67 17H68L69 15H71V21L74 22V19L72 20V13H71V14L69 13V15H68V14H65ZM100 15H101V12H100ZM100 15H98V16H100ZM102 15H103V14H102ZM108 15H109V14H108ZM108 15H107V16H108ZM164 15H165V14H164ZM170 15H172V10H171V14H170ZM189 15H190V14H189ZM260 15H261V14H260ZM53 16H54V15H53ZM53 16H52V17H53ZM78 16H79V15H78ZM90 16H91V15H90ZM90 16H89V17H90ZM103 16H104V15H103ZM107 16L105 15L104 17H107ZM119 16H121V15H119ZM133 16H134V15H133ZM158 16H159V15H158ZM183 16H185V15H183ZM186 16H187V15H186ZM191 16H190V17H191ZM201 16H202V14H201ZM208 16H209V15H208ZM208 16H207V19H208ZM214 16H215V15H214ZM76 17H77V15H76ZM76 17H74V18H76ZM87 17H88V15H87ZM126 17H127V19L130 18V16H128V15H127ZM136 17H137V16H136ZM136 17H135V18H136ZM156 17H157V16H156ZM164 17H166V16H164ZM196 17H197V16H196ZM247 17H248V16H247ZM253 17H254V12H253ZM255 17H256V16H255ZM258 17H259V16H258ZM57 18H58V17H57ZM60 18H61V17H60ZM68 18H69V17H68ZM96 18H97V16H96ZM141 18H143V17H141ZM215 18L217 19V17H215ZM215 18H214V19H215ZM238 18H240V17H238ZM244 18H246V17H244ZM259 18H260V17H259ZM40 19H41V17H40ZM81 19L84 20V18H81ZM104 19H105V18H104ZM114 19L117 20V18H114ZM133 19H134V18H133ZM133 19H132V20H133ZM181 19H183V18L181 17ZM189 19H190V18H189ZM192 19H193V18H192ZM214 19H212V21H213ZM216 19H215V20H216ZM233 19H234V18H233ZM233 19H232V20H233ZM256 19H257V17L255 18V21H256ZM44 20H45V19H44ZM44 20H43V21H44ZM48 20H49V19H48ZM55 20H56V18H55ZM59 20H60V25H59V26L64 27V29H63V30H59L58 33H60L61 35H65L66 37H69V36H70V33H71V31H72V30H71L72 27H73V31H74V29H76V28H74V27L76 26V24L71 23V21L67 23V22H62L61 19H59ZM65 20H66V19H65ZM78 20H79V19L76 18V21H77L76 23H78ZM89 20H90V19H89ZM96 20H97V19H96ZM98 20L100 21V19H98ZM106 20H109V19H106ZM112 20H113V19H112ZM135 20H136V19L133 20L134 23L136 22ZM139 20H140V19H139ZM173 20H174V19H173ZM184 20L187 21V19H186L185 17H184ZM196 20H197V19H196ZM240 20H241V19H240ZM243 20H244V19H242V22H243ZM260 20H261V18H260ZM260 20H257V21L260 22ZM12 21H13V19H12ZM45 21H46V20H45ZM63 21H64V19H63ZM68 21H69V20H68ZM128 21H129V20H128ZM128 21H127V23H130V22H128ZM163 21H165V19H164ZM166 21H167V17H166ZM166 21H165V22H166ZM188 21H189V20H188ZM218 21H219V19H218ZM225 21H226V20H225ZM244 21H245V20H244ZM249 21H251V20H249ZM4 22H5V21H4ZM13 22H14V21H13ZM15 22H16V20H15ZM15 22H14V23H15ZM18 22L20 23V21H18ZM49 22H50V21H49ZM54 22H55V21H54ZM81 22H82V25H83V21H80V23H81ZM89 22H90V21H89ZM89 22H88V23H89ZM91 22H92V20H91ZM97 22H98V21H97ZM101 22H102V21H100V23H101ZM107 22H108L107 25H106V26L104 25L102 35H101L100 32H99V33H100V36H101L104 40H108V39H110L109 36H110L111 33L113 32L112 34H114L115 38H114L113 40H111V41H112L113 43H115V45H116L115 48L113 47V48H114V49H113V52H112L111 49H110V46H111L110 43H111V41L109 40V44H108L109 46L106 45L102 50H99V49L101 48V46H100V48L98 47V48H99L98 51H97V50H96V51L94 50L95 52H93V50H92V52H91V51H89V52L87 51V52L85 53V52L83 51V50H84V49H83V50H82V51H83V54L80 55V56H76V53L74 54V55H75V56H74L73 54H70L71 52L69 53V52H67V51H64V57H62L63 53H62V50H61V49H63V50H64V49L67 50V49H66V48H62V45H61V47H56V48H54L55 46L51 45L50 49H55V50H56V51L54 52L56 56L54 55V53L52 54V55H53V56H52L51 53H50V49H47V47H46V49H45V46H44V47H43L42 45H39V46H38V44H37L38 47H37V46L35 47V43H36L35 39H36V37H37V31H35L36 35L29 36V37H31L32 45H30V47H31V50H30V51H31V54H30V58H29L28 62H34V63H35V62H44V60H48V61H50V62H51V61L54 62L55 60H56V61L59 60V62H60L61 60H63V62H71V61H73V62H77V63L79 62V64H80V62H81V63H82V62H89V63L91 64L93 60H95L96 62H101V56L104 57V55H105V56L107 57L106 61L114 62V64H115V60H116V58H117V59L120 58V57H121L120 53L122 52V48H121L122 45L120 46V45L118 44V45L120 46V47H119V46H117L116 43H118L119 40H121V42H125L126 40L129 39V36H130V35H129L127 32H124V31H123V33H122L121 28H120L121 31H118V32H120V34H118V35L115 34L116 31H117V28H118V27L115 25V28H116V31H115L114 25H111V24H110L111 26H108L109 21H107ZM137 22H138V21H137ZM149 22H150V21H149ZM177 22H178V21H177ZM189 22H190V21H189ZM191 22L193 23V21H191ZM213 22H214V21H213ZM213 22H212V24H213ZM228 22L230 23V21H228ZM239 22H240V21H239ZM239 22H238L239 25L242 24V22H241V23H239ZM0 23H1V22H0ZM46 23H47V21H46ZM85 23H86V22H85ZM110 23H111V21H110ZM112 23H113V21H112ZM118 23H119V22H118ZM123 23H124V22H123ZM131 23H132V22H131ZM155 23L157 24V22H155ZM215 23H216V22H215ZM222 23H224V25L227 24V22H222ZM232 23H233V21H232ZM235 23H236V22H235ZM235 23H234V26H235ZM251 23H252V22H251ZM43 24H44V23H43ZM43 24H42V25H43ZM49 24H50V23H49ZM51 24H53V23H51ZM51 24H50V25H51ZM55 24H56V23H54V25H55ZM120 24H121V23H119V25H120ZM132 24H133V23H132ZM136 24L138 25V23H136ZM160 24H161V23L159 22V25H160ZM172 24H174V23L172 22ZM181 24H182V23H181ZM194 24H195V23H194ZM194 24H192V25H194ZM216 24H220V22H218V23H216ZM216 24H215V25H216ZM247 24H248V23H247ZM247 24H246V22H245V24H244L243 26H245V25H247ZM21 25H22V24H21ZM24 25H25V24H24ZM56 25H57V24H56ZM56 25H55V26H56ZM77 25H78V24H77ZM84 25H86V24H84ZM84 25H83V26H84ZM94 25H97L96 27L98 28L99 23H95V22H94V23H91V26H92V27H93ZM102 25H103V24H102ZM127 25H128V24H127ZM129 25H130V24H129ZM167 25L169 26V24H167ZM170 25H171V24H170ZM224 25H223V27H224ZM262 25H263V20H262ZM14 26H15V24H14ZM16 26H17V25H16ZM131 26H132V25H131ZM145 26H146V24H145ZM168 26H167V27H168ZM176 26H177V24H176ZM178 26H179V25H178ZM185 26H186V25H184V27H185ZM208 26H209V25H208ZM248 26H249V24H248ZM255 26H257V25H255ZM255 26H254V27H255ZM10 27H11V25H10ZM79 27H80V26H79ZM84 27L86 28V26H84ZM88 27H89V25L87 26L86 29H88ZM94 27H95V26H94ZM96 27H95V29H97ZM122 27H123V25H122ZM129 27H130V26H129ZM132 27H133V26H132ZM135 27H136V26H135ZM156 27H157V26H156ZM158 27H159V26H158ZM162 27H163V26H162ZM172 27H174V26H172ZM188 27H189V25L187 26V28H188ZM211 27L213 28V26H211ZM223 27H222V29H223ZM239 27H240V26H239ZM12 28H13V26H12ZM16 28H17V27H16ZM56 28H57V26H56ZM56 28H55V29H56ZM80 28H81V27H80ZM125 28H126V27H125ZM154 28H155V27H154ZM154 28H153V29H154ZM163 28H164V27H163ZM163 28H162V29H163ZM176 28H177V27H176ZM178 28H179V27H178ZM181 28H182V27H181ZM185 28H186V27H185ZM215 28H216V27H215ZM234 28H235V27H234ZM234 28H233V29H234ZM262 28H263V30H264V26H262ZM18 29H19V27H18ZM18 29H17V30H18ZM39 29H41L40 26H39ZM53 29H54V28H53ZM95 29H93V30H95ZM134 29H135V28H134ZM140 29H141V28H140ZM156 29H157V28H156ZM207 29H208V28H206V30H207ZM220 29H221V28H220ZM222 29H221V30H222ZM229 29H231V26H230ZM236 29H237V26H236ZM238 29H240V28H238ZM17 30H15V31H17ZM33 30H35V29H33ZM56 30H57V29H56ZM77 30H78V28H77ZM77 30H76V31H77ZM79 30H80V29H79ZM79 30H78V31H79ZM88 30H89V33H87V32H86V33L90 35V32H91V31H90V29H88ZM98 30H99V28H98ZM98 30H97V31H94V33L98 32ZM143 30H144V29H143ZM174 30H175V29H174ZM174 30L172 29V32H171V33H173ZM185 30L187 31V29H185ZM196 30H197V29H196ZM201 30H202V29H201ZM211 30H214V28L211 29ZM225 30H226V29H225ZM234 30H235V29H234ZM234 30H233V31H234ZM9 31H10V30H9ZM76 31H75V32H76ZM78 31H77V32H78ZM100 31H102V29H101ZM158 31H159V29H158ZM167 31H168V29H167ZM176 31H177V30H176ZM181 31H182V30H181ZM189 31H190V32H189ZM194 31H195V30H194ZM216 31H217V30H216ZM216 31H215V32H216ZM218 31H219V30H218ZM218 31L216 32V35H217ZM222 31H224V29H223ZM257 31H258V30H257ZM23 32H24V31H23ZM28 32H29V31H28ZM31 32H32V29H31ZM31 32H30V33H31ZM55 32H56V31L53 32L52 30H50V27H49V26H44V25H43V27H42V29L39 31V34H38V35H39V37H40L41 35L46 36V37L43 36L42 38H44V42L47 43V42H50L51 39L54 38L53 36H55V34L57 33V32H56V33H55ZM83 32H84V31H83ZM129 32H130V31H129ZM141 32H142V31H141ZM143 32H144V31H143ZM174 32H175V31H174ZM179 32H180V31H179ZM188 32L192 34V30H191V28H190V30H188ZM188 32H187V33H188ZM196 32H197V31H196ZM198 32H199V31H198ZM210 32H211V31H210ZM241 32H242V31H241ZM244 32H245V31H244V29H243V34H244ZM19 33H20V32H19ZM86 33H85V37H86V35H87ZM136 33H137V32H136ZM136 33H135V35H136ZM163 33H164V31H163ZM181 33H182V32H181ZM181 33H180V34H181ZM189 33H188V35H189ZM201 33H202V32H201ZM223 33H224V32H222L221 34H223ZM230 33H232V29H231V32H230ZM10 34H12V33H10ZM20 34H21V33H20ZM20 34H19V35H20ZM32 34H33V33H32ZM73 34H74V33H73ZM80 34H81V32H80ZM144 34H145V32H144ZM169 34H170V32H169ZM169 34H168V35H169ZM177 34H178V33H177ZM226 34H227V32H226ZM246 34H247V33H246ZM248 34H249V33H248ZM248 34H247V36H248ZM250 34H251V33H250ZM259 34H260V36H262L260 32H259ZM71 35H72V33H71ZM135 35H134V36H135ZM148 35H149V31H148ZM150 35H151V34H150ZM150 35H149V36H150ZM172 35L175 36L176 34H174V33L171 34V38H172ZM201 35H202V34H201ZM203 35H204V34H203ZM209 35H210V33H209ZM212 35L214 36V34H212ZM233 35L235 36V34H233ZM240 35H241V34H240ZM13 36H14V35H13ZM13 36H12V37H13ZM73 36H74V35H73ZM87 36H88V35H87ZM92 36H93V35H92ZM97 36H98V35H97ZM100 36H98V38H99ZM139 36L142 37V35H138V37H139ZM152 36H154V35H152ZM177 36H178V35H177ZM183 36H184V35H182V37H183ZM195 36H196V35H195ZM224 36H225V35H224ZM247 36L244 35V38H246ZM254 36H255V35H254ZM10 37H11V36H10ZM19 37H20V36H19ZM21 37H22V36H21ZM58 37H61V36L58 35ZM66 37H65V38H66ZM101 37H100V38H101ZM111 37H112V36H111ZM130 37H131V36H130ZM182 37H181V41H182V40L185 41L186 38L183 39ZM184 37H185V36H184ZM189 37L191 38V36H189ZM198 37H199V36H198ZM207 37L209 38V36H207ZM221 37L223 38V35H222ZM221 37H219V38H221ZM249 37H251V36H249ZM16 38H17V37H16ZM27 38H28V37H27ZM27 38H26V40H27ZM72 38H73V37H72ZM77 38H78V37H77ZM94 38H95V37H94ZM98 38H97V39H98ZM134 38H135V37H134ZM134 38H133V39H134ZM136 38H137V37H136ZM142 38H143V37H142ZM159 38H160V37H159ZM166 38H167V37H166ZM173 38H174V37H173ZM190 38H189V39H190ZM202 38H203V36H202ZM210 38H211V37H210ZM213 38H214V37H213ZM217 38H218V37H217ZM217 38H216V39H217ZM225 38H226V37H225ZM254 38H255V37H254ZM254 38H253V40H254ZM29 39H30V38H29ZM54 39H55V38H54ZM75 39H76V38H75ZM79 39H80V38H79ZM88 39H89V38H88ZM156 39H158V38L156 37ZM167 39H168V38H167ZM178 39H179V37H178ZM228 39H229V38H228ZM228 39H227V40H228ZM233 39L236 40L237 38H233ZM238 39H240V38L238 37ZM247 39H248V38H247ZM258 39H259V38H258ZM262 39H264V38H262ZM22 40H24V38H23ZM26 40H25V41H26ZM83 40H84V39H83ZM100 40H102V39H100ZM130 40H131V39H130ZM161 40H163V39L161 38ZM161 40H160V44H161V47H162ZM187 40H188V39H186V41H187ZM191 40H192V39H191ZM193 40H194V39H193ZM193 40H192V41H193ZM195 40H196V39H195ZM224 40H226V39H224ZM227 40H226V41H227ZM249 40L251 41V39H249ZM260 40H261V39H260ZM260 40H258V42H259ZM17 41H18V40H17ZM37 41H38V40H37ZM55 41H56V40H55ZM64 41H65V40H64ZM64 41H63V42H64ZM66 41H68V39H66ZM66 41H65V42H66ZM132 41H134V40H132ZM132 41H130V42H132ZM165 41H166V40H165ZM170 41H171V39H170ZM172 41H173V39H172ZM174 41H175V40H174ZM181 41H180V42H181ZM186 41H185V42H186ZM219 41H220V39H219ZM219 41H218V43H219ZM222 41H223V40H222ZM226 41H224V42H226ZM230 41H231V40H230ZM240 41H241V40H240ZM246 41H247V40H246ZM255 41H256V40H255ZM262 41H263V40H262ZM11 42H12V41H11ZM39 42H41V41H39ZM51 42H52V41H51ZM71 42H72V40H71ZM77 42H78V41H77ZM77 42H76V43H77ZM126 42H127V41H126ZM128 42H129V41H128ZM130 42H129V44H130ZM137 42H138V41H137ZM166 42H167V41H166ZM177 42H178V41H177ZM185 42H184V43H185ZM233 42H235V41H233ZM243 42H244V40H242V43H243ZM260 42H261V41H260ZM263 42H264V41H263ZM14 43H15V41H14ZM14 43H13V44H14ZM28 43L31 44V41H29ZM41 43H42V42H41ZM52 43H54V42H52ZM68 43H69V42H68ZM78 43H80V42H78ZM107 43H108V42H107ZM113 43H112V45H113ZM142 43H143V41H142ZM163 43H164V40H163ZM167 43H168V42H167ZM175 43H176V42H175ZM222 43H223V42H222ZM254 43H255V42H254ZM20 44H22V43H20ZM20 44H19V46H20ZM39 44H40V43H39ZM55 44L57 45V43H55ZM126 44H127V43H126ZM145 44H146V42H145ZM168 44H169V43H168ZM178 44H179V43H178ZM236 44H237V40H236ZM236 44H235V45H236ZM259 44H260V43H259ZM15 45H16V44H15ZM26 45H27V44H26ZM49 45H50V43H49ZM67 45H68V44H67ZM155 45H157V44H155ZM171 45H172V43H171ZM176 45H177V43H176ZM209 45H210V44H209ZM211 45H212V40H211ZM225 45H227V44H225ZM238 45H239V43H238ZM261 45H262V43L260 44V46H261ZM11 46H12V44H11ZM41 46H42V47H41ZM58 46H60L59 43H58ZM69 46H70V45H69ZM69 46H66V47L69 48ZM146 46H147V44H146ZM185 46H186V45H185ZM213 46H214V44H213ZM213 46H212V47H213ZM221 46H224V45L221 44L220 47H221ZM231 46H232V44H231ZM248 46H249V45H248ZM12 47H14V46H12ZM26 47H27V46H25V48H26ZM64 47H65V46H64ZM74 47H75V48L77 47L76 44H75ZM78 47H79V46H78ZM127 47H129V45H128ZM134 47H135V46H134ZM136 47H137V46H136ZM138 47H139V45H138ZM141 47H142V46H141ZM155 47H156V46H155ZM166 47H167V46H166ZM168 47H169V45H168ZM172 47H173V46H172ZM178 47H179V46H178ZM181 47H182V46L180 45V48H181ZM214 47H215V46H214ZM218 47H219V45H218ZM225 47H226V46H225ZM225 47H224V48H225ZM236 47H237V45H236ZM236 47H235V48H236ZM15 48H16V47H15ZM20 48H21V46H20ZM23 48H24V47H23ZM25 48H24V50H26ZM39 48H40V49H39ZM48 48H49V46H48ZM72 48H73V46H71V49H72ZM83 48H84V46H83ZM145 48H146V47H145ZM164 48H165V46H164ZM176 48H177V47H176ZM180 48H178V49H179V52H180L181 56L186 57V55L184 54V50H183L184 48H181V50H180ZM237 48H238V47H237ZM251 48H252V47H251ZM256 48H257V46H256ZM11 49H12V48H11ZM11 49H10V50H11ZM73 49H74V48H73ZM85 49H86V47H85ZM91 49H92V48H91ZM96 49H97V48H96ZM123 49H124V48H123ZM128 49H129V48H128ZM128 49H127V50H128ZM139 49H140V47H139ZM142 49H143V47L141 48V50H142ZM150 49H151V48H150ZM210 49H211V48H210ZM227 49H228V48H227ZM239 49H240V47H239ZM239 49H238V50H239ZM59 50L61 51V53H56V52L59 51ZM68 50H70V49H68ZM74 50H75V49H74ZM133 50L135 51V49H133ZM141 50H139V51L141 52ZM144 50H145V49H144ZM214 50H215V48H213L212 52H209L208 59L211 58L210 65L212 64V61L214 62V61L216 60V58L221 59V55H222V53H221V52H219V53H214V52H215ZM216 50H218V49H216ZM220 50H221V49H220ZM12 51H15V50L12 49ZM48 51H49V52H48ZM80 51H81V50H79V52H80ZM124 51L127 52L125 49H124ZM149 51H150V50H149ZM173 51H174V47H173ZM175 51H177V50H175ZM209 51H210V50H209ZM19 52H20V50H18V53H19ZM22 52H24V51L22 50ZM26 52H27V51H26ZM26 52H25V54H26ZM79 52H78V53H79ZM130 52H132V51H130ZM142 52H143V51H142ZM144 52H145V51H144ZM144 52H143V53H144ZM150 52H151V51H150ZM155 52H157V50H156ZM160 52H161V51H160ZM164 52H166V51H164ZM224 52H225V49L223 50V53H224ZM226 52H229V50H227ZM238 52H239V51H238ZM49 53H50V54H49ZM81 53H82V52H81ZM128 53H129V52H128ZM213 53H214V54H213ZM252 53H253V52H252ZM252 53H251V55H252ZM8 54H9V52H8ZM8 54H7V57H8L9 59H12L11 57L8 56ZM28 54H29V53H28ZM121 54H122V53H121ZM137 54H140V55H141V53H137ZM154 54H155V53H154ZM177 54H179V53H177ZM177 54H176V56H177ZM180 54H179V55H180ZM186 54H187V53H186ZM202 54H203V52H202ZM230 54H231V50H230ZM20 55H21V54H20ZM134 55H135V54H134ZM143 55H145V53H144ZM148 55H149V54H148ZM150 55H151V54H150ZM152 55H153V54H152ZM160 55H161V54H160ZM173 55H175V54H173ZM218 55H219V57H217ZM259 55H260V54H259ZM11 56H13V55H11ZM21 56H22V55H21ZM25 56H26V55H25ZM54 56H55V57H54ZM60 56H61V57H60ZM146 56H147V55H146ZM164 56H165V55H164ZM195 56H196V54H195ZM195 56H194V57H195ZM226 56H227V55H226ZM0 57H1V55H0ZM14 57H15V56H14ZM16 57H17V56H16ZM19 57H20V56H19ZM23 57H24V56H23ZM23 57H22V58H23ZM106 57H105V58H106ZM134 57H135V56H134ZM138 57H140V56H138ZM150 57H151V56H150ZM152 57H153V56H152ZM161 57H162V56H161ZM161 57H160V58H161ZM204 57H205V56H204ZM247 57H249V56L247 55ZM250 57H251V56H250ZM263 57H264V55H263ZM8 58H7V59H8ZM57 58H58V59H57ZM105 58H104V59H105ZM121 58L123 59V57H121ZM125 58H126V57H125ZM129 58H131V55L129 56ZM136 58H137V56H136ZM136 58H135V60H136ZM144 58H145V56H144ZM147 58H149V57H147ZM171 58L173 59L172 56H171ZM187 58H188V61H192V60H193L192 57L190 56V54H189V56H188ZM196 58H197V56H196ZM236 58H237V57H236ZM256 58H257V57H256ZM9 59H8V60H9ZM17 59H18V57H17ZM20 59H21V58H20ZM27 59H28V57H26L24 60H27ZM153 59H155V57H154ZM156 59H157V57H156ZM156 59H155V60H156ZM167 59H168V57H167ZM226 59H227V58H226ZM226 59H225V60H226ZM230 59H231V58H229V56H228V60H229V61H230ZM246 59H247V58H246ZM263 59H264V58H263ZM4 60H5V59H4ZM53 60H54V61H53ZM124 60H125V61H122V65H125V64H126V63L124 64V62H126V59H124ZM140 60H141V58H140ZM143 60H144V59H143ZM158 60H159V57H158ZM238 60H239V59H238ZM249 60H250V59H249ZM251 60H252V59H251ZM16 61H17V60L15 59V62H16ZM136 61H137V60H136ZM146 61H147V60H146ZM152 61H153V60H152ZM174 61H175V60L173 59V62H174ZM196 61L201 62L200 64L203 65V62H204V63L207 62V58H203V57L199 56L198 60H196ZM236 61H237V60H236ZM252 61H253V60H252ZM259 61H260V60H259ZM0 62H1V60H0ZM2 62L4 63V61H2ZM7 62L10 63V62H12V61L10 60V61H7ZM110 62H109V64H110ZM117 62H119V61L117 60ZM129 62H130V61H129ZM138 62H139V61H138ZM154 62H155V61H154ZM165 62L168 63L167 61H165ZM169 62H171V60H170ZM185 62H186V61H185ZM215 62H217V60H216ZM5 63H6V62H5ZM5 63H4V64H5ZM18 63H19V62H18ZM34 63H33L32 65H34ZM71 63H72V62H71ZM71 63H69V64H71ZM89 63H87V64H89ZM103 63L105 64V61H104ZM103 63H102V64H103ZM119 63H121V62H119ZM133 63H134V62H133ZM139 63H140V62H139ZM155 63H156V62H155ZM155 63H153V65H154ZM183 63H184V62H183ZM187 63H188V62H186V64H187ZM228 63H229V62H228ZM233 63H235V62H233ZM254 63H255V62H254ZM256 63H257V62H256ZM4 64H3V65H4ZM6 64H8V63H6ZM16 64H17V63H16ZM22 64H23V63H22ZM25 64H28V63H27V62L24 63L23 67L25 66ZM38 64H39V63H38ZM43 64H44V63H43ZM46 64H47V62H46ZM66 64H68V63H66ZM84 64H85V63H84ZM102 64H100V65H102ZM144 64H145V63H144ZM156 64H157V63H156ZM156 64H155V65H156ZM168 64H169V63H168ZM213 64H214V63H213ZM213 64H212V65H213ZM0 65H1V63H0ZM9 65H10V64H9ZM29 65H30V64H29ZM29 65H28V66H29ZM53 65H54V64H53ZM72 65H73V64H72ZM122 65H121V66H122ZM128 65H130V63H128ZM137 65H138V64H137ZM142 65H143V64H142ZM147 65L150 66L151 64L148 63V61H147ZM155 65H154V66H155ZM170 65H171V64H170ZM175 65H176V64H175ZM189 65H190V64H189ZM189 65H188V66H189ZM193 65H194V64H193ZM208 65H209V64H207V67H209ZM214 65H215V64H214ZM216 65H217V64H216ZM219 65H220V64H219ZM221 65H222V64H221ZM253 65H254V64H253ZM7 66H8V65H7ZM17 66H18V65H17ZM17 66H16V67H17ZM46 66H47V65H46ZM81 66H83V65H81ZM90 66H92V65H90ZM105 66H106V65H105ZM109 66H110V65H109ZM143 66H144V65H143ZM149 66H147V67H149ZM164 66H165V65H164ZM190 66H191V65H190ZM223 66H225V65H223ZM254 66H255V65H254ZM254 66H253V67H254ZM12 67H13V66H12ZM40 67H42V65L39 66V68H40ZM73 67H74V66H73ZM151 67H153V66H151ZM156 67H157V65H156ZM156 67H153L154 70H155ZM173 67H174V64H173ZM173 67L171 66V68H173ZM181 67H182V66H181ZM194 67H195V66H194ZM205 67H206V66H205ZM205 67H204V65H203V69H202V70H204ZM230 67H231V66H230ZM230 67H229V68H230ZM233 67H234V64H233ZM258 67H259V65H258ZM10 68H11V67H10ZM13 68H14V67H13ZM20 68L22 69V66H21ZM36 68H37V67H36ZM95 68H96V67H95ZM99 68H100V67H99ZM105 68H106V67H105ZM118 68H119V65H118ZM149 68H150V67H149ZM157 68H158V70H159V68H161V65H160L159 67H157ZM171 68H168V69L171 70ZM184 68H185V66H184ZM184 68H183V69H184ZM188 68H190V67H188ZM192 68H193V67H191V69H192ZM196 68H197V67H196ZM201 68H202V67H201ZM210 68H211V67H210ZM210 68H209V69H210ZM219 68H220V67H219ZM229 68H227V69H229ZM247 68H248V67H247ZM262 68H263V66H262ZM3 69H4V68H3ZM14 69H15V68H14ZM70 69H71V67H70ZM93 69H94V68H93ZM97 69H98V68H97ZM174 69H175V68H174ZM174 69H173V71L176 70V69H175V70H174ZM180 69H181V68H180ZM197 69L200 70V67H198ZM211 69H213V68H211ZM220 69H222V67H221ZM238 69H239V68H238ZM249 69H250V68H249ZM256 69H258V68H256ZM8 70H9V69H8ZM8 70H7V72H8ZM12 70H13V69H12ZM68 70H69V69L67 68V71H68ZM75 70L79 71V70H78V67H77V69H75ZM80 70H81V69H80ZM114 70H115V69H114ZM120 70H121V69H120ZM152 70H153V69H152ZM158 70L156 69V71H158ZM165 70H166V69H165ZM170 70H168V71H170ZM186 70H188V69H186ZM192 70H194V68H193ZM217 70H218V69H217ZM0 71H2V69H1ZM22 71H23V70H21V72H22ZM55 71H56V70H55ZM62 71H63V70H62ZM91 71H93V70H91ZM98 71H99V70H98ZM177 71H178V70H177ZM221 71H224V70L222 69ZM226 71H227V70H226ZM226 71H225V72H226ZM228 71H229V70H228ZM232 71H233V70H232ZM239 71H240V75H242L243 73L241 72L240 69H239ZM7 72H6V73H7ZM12 72H13V71H12ZM24 72H25V70H24ZM58 72H59V71H58ZM58 72H57V73H58ZM68 72H69V71H68ZM192 72H193V71H192ZM225 72H224V75H225ZM237 72H238V71H237ZM1 73H2V72H1ZM14 73H15V72H13V74H14ZM33 73H34V72H33ZM52 73H53V72H52ZM52 73H51V76H52ZM57 73H56V74H57ZM78 73H79V72H78ZM92 73H93V72H92ZM95 73H96V72H95ZM99 73H100V72H99ZM119 73L122 74V70H121V72H119ZM169 73H170V72H169ZM195 73H196V72H195ZM195 73H194V74H195ZM197 73H198V70H197ZM241 73H242V74H241ZM248 73H249V70H248ZM259 73H260V75H261V71H259ZM259 73H256V74L258 75ZM15 74H16V73H15ZM15 74H14V75H15ZM26 74L28 75L29 73L27 72ZM26 74H25V76H26ZM60 74H61V72H60ZM60 74L58 73L57 75H60ZM73 74H74V71H73ZM73 74H72V75H73ZM75 74H76V72H75ZM125 74H126V73L122 74V75H123V78H124V75H125ZM166 74H167V72H166ZM181 74H182V73H181ZM185 74H186V73H185ZM215 74H217V72H216ZM222 74H223V73H222ZM250 74H251V72H250ZM9 75L11 76V74H10V73L8 74V78H9ZM29 75H31V74H29ZM29 75H28V78H31V77H29ZM42 75H43V74H42ZM44 75H45V74H44ZM49 75H50V74H49ZM63 75H65V74H63ZM66 75H68V74H66ZM72 75H71V76H72ZM114 75H115V73H114ZM192 75H193V74H192ZM2 76L4 77V80H5V77H6V76H5V75H2ZM19 76H20V75H19ZM37 76H38V73H37ZM53 76H54V75H53ZM55 76H56V75H55ZM118 76H119V74H118ZM188 76H189V75H188ZM207 76H208V74H207ZM212 76H213V75H212ZM212 76H211V77H212ZM216 76H218V74L215 75V77H216ZM229 76H230V75H229ZM12 77H13V76H12ZM12 77H11V78H12ZM42 77H43V76H42ZM45 77H47V76L45 75ZM63 77H64V76H63ZM63 77H62V80H63ZM100 77H102V76H100ZM100 77H98V78H100ZM130 77H131V75H130ZM130 77H129V78H130ZM149 77H150V76H149ZM149 77H148V78H149ZM183 77H184V76L181 75V76L178 77V79L181 80L180 82L186 84V82L184 81V78H183ZM186 77H187V75H186ZM189 77H192V76L190 75ZM194 77H195V76H194ZM197 77H198V76H197ZM197 77H196V78H197ZM220 77H221V75H220ZM223 77H224V76H223ZM245 77H247V74H245ZM245 77H244V79H245ZM256 77L258 78V77H260V76H256ZM256 77H255V78H256ZM0 78H1V76H0ZM13 78H15V77H13ZM22 78H23V80L26 79V78L24 79V77H22ZM64 78H65V77H64ZM107 78H108V77H107ZM109 78H110V77H109ZM115 78H116V77H115ZM117 78H118V77H117ZM123 78H122V79H123ZM129 78H126V79H128V81H129ZM208 78H209V77H208ZM228 78H229V77H228ZM231 78H232V77H231ZM248 78L250 79L251 77L248 76ZM255 78L252 79V81L250 80V84H251V83L253 84V82L255 81ZM1 79H2V78H1ZM32 79H34V78H32ZM39 79H40V78H39ZM49 79H50V78H49ZM58 79H59V78H58ZM60 79H61V77H60ZM104 79H105V78H104ZM104 79H103V80H104ZM110 79H111V78H110ZM122 79H121L120 81H122ZM204 79H205V78H204ZM226 79H227V78H226ZM261 79H262V78H261ZM261 79H259V80H261ZM51 80H53V79H51ZM54 80H55V77H54ZM65 80H66V78H65ZM108 80H109V79H108ZM132 80H133V77H132ZM145 80H146V79H145ZM174 80H175V77L173 78V82H175ZM176 80H177V79H176ZM187 80H188V78H187ZM187 80H186V81H187ZM193 80H194V79H193ZM197 80H198V78H197ZM223 80H224V78H223ZM223 80H222V81H223ZM233 80H235V79L233 78ZM240 80H241V79H240ZM240 80H239V81H240ZM245 80H246V79H245ZM20 81H21V80H20ZM28 81H29V80H28ZM98 81H99V80H98ZM101 81H102V79H101ZM105 81H106V80H105ZM136 81H137V80H136ZM169 81H170V80H169ZM171 81H172V79H171ZM188 81H189V80H188ZM202 81H203V79H202ZM209 81H210V80H209ZM213 81H214V78H213ZM213 81L211 82V84L213 83V85H214V82H213ZM239 81H238V83H239ZM247 81H248V80H247ZM247 81H246V83H247ZM13 82H15V81H13ZM41 82H42V81H41ZM50 82H51V81H50ZM50 82H48V83H50ZM53 82H57V81H53ZM68 82H69V81H68ZM71 82H73V81H71ZM99 82H100V81H99ZM109 82H110V81H109ZM111 82H114V80L112 79ZM134 82H135V81H134ZM156 82H157V81H156ZM191 82H192V81H191ZM234 82H235V81H234ZM234 82H232V83H234ZM243 82H244V81H243ZM4 83H7V82H4ZM16 83H17V82H16ZM25 83H26V82H25ZM45 83H46V82H45ZM57 83H58V82H57ZM57 83H56V84H57ZM60 83H61V82H60ZM60 83H59V84H60ZM97 83H98V82H97ZM106 83H107V81H106ZM118 83H119V82H118ZM127 83H128V82H127ZM163 83H164V82H163ZM165 83H167V82H165ZM195 83H196V81H195ZM201 83H202V82H201ZM203 83L205 84V82H203ZM219 83L221 84V81H220ZM12 84H13V83H12ZM12 84H11V85H12ZM52 84H53V83H52ZM52 84H51V85H52ZM63 84H64V83H63ZM112 84H113V83H112ZM142 84L144 85V83H142ZM177 84H179V83H177ZM196 84H197V83H196ZM198 84H199V83H198ZM206 84H207V82H206ZM211 84H208V85H211ZM243 84H244V83H243ZM248 84H249V83H248ZM8 85H9V84H8ZM36 85H37V83H36ZM39 85H41V84L39 83ZM51 85H50V86H51ZM69 85H71V84H69ZM69 85H68V86H69ZM85 85H86V84H85ZM98 85H102V86H103L102 83H101V84H98ZM122 85L126 87V83H125V85H124V83H123ZM140 85H141V83H140ZM213 85H212V89L215 90V89L213 88ZM215 85H216V84H215ZM232 85H234V84H232ZM232 85H231V86H232ZM238 85L240 86V84H238ZM23 86H24V82H23L22 87H23ZM45 86H47V85H45ZM45 86L43 85L44 90L46 89ZM59 86H60V85H59ZM87 86H88V85H87ZM95 86H96V85H95ZM119 86H120V85H119ZM127 86H129V85H127ZM138 86H139V84H138ZM141 86H142V85H141ZM159 86H160V85H159ZM167 86L169 87V89H171V88H173L175 85L173 86L172 84H169V85H167ZM176 86H177V85H176ZM184 86H185V85H184ZM186 86H187V94L185 93L186 95H185V96L183 95L184 97H183V96H177V94H175L174 97L172 96L174 99H173V100L171 99L172 103L170 102V106H168V108H167V110H166V113L172 115V113H174L176 110H178V111H184L183 109H185V108L180 109V108L178 107V103H179L178 101H180V100H182V99L185 100L187 103H189V105H191L190 107H193V104H192V102H193V95H195V93H196L197 91H195V93L193 94V89H194V88H193L191 85H189V84H187ZM193 86H194V84H193ZM224 86H225V85H224ZM231 86H230V87H231ZM263 86H264V85H263ZM3 87H5V85H4ZM12 87H13V86H12ZM15 87H16V86H15ZM15 87H14V88H15ZM54 87H57V86H54ZM54 87H53V88H54ZM79 87H80V86H79ZM79 87H77V89H76L77 91H78V88H79ZM89 87H90V86H89ZM103 87H105V86H103ZM121 87H122V86H121ZM121 87H120V88H121ZM139 87H140V86H139ZM165 87H166V86H165ZM199 87H200V85H199ZM205 87H206V85H205ZM218 87H219V86H218ZM240 87H241V86H240ZM244 87H245L244 89L246 90L247 88H246L245 85H244ZM5 88H6V87H5ZM5 88H4L3 90H5ZM17 88H18V87H17ZM28 88H29V87H28ZM32 88H33V87H32ZM32 88H31V89L29 88V89L32 91ZM40 88H41V87H40ZM90 88H91V87H90ZM131 88H132V87H131ZM142 88H143V87H142ZM163 88H164V87H163ZM166 88H167V87H166ZM176 88H177V87H176ZM178 88H179V86H178ZM200 88H201V87H200ZM200 88H198V89H200ZM208 88H209V86H208ZM248 88H249V87H248ZM22 89H25V88H22ZM22 89H21V90H22ZM41 89H43V88H41ZM48 89H49V88H48ZM50 89H51L52 91H54L52 88H50ZM56 89H57V88H56ZM56 89H55V90H56ZM62 89H64V88H62ZM65 89H66V88H65ZM70 89H71V88H70ZM72 89H73V88H72ZM82 89H83V86H82ZM82 89H79V90L82 91ZM85 89H87L86 86H85ZM91 89H92V88H91ZM93 89H94V88H93ZM96 89H97V86H96ZM132 89H133V88H132ZM144 89H145V88H144ZM169 89H165L166 92L169 91ZM212 89H211V90H212ZM234 89H235V87H234ZM3 90L1 89L2 92H3ZM74 90H75V89H74ZM123 90H124V88H123ZM134 90H135V89H134ZM134 90H133V91H134ZM158 90H159L160 92H159ZM158 90L155 89L154 87H153V88H152V87L147 88V93L149 92V93H148V94H149L148 96H150V97H153L154 95L161 96V90H160V88H159ZM175 90H176V89H175ZM182 90H183V89H182ZM204 90H206V89H204ZM220 90H221V88H220ZM226 90H228V88H227ZM226 90H225V91H226ZM230 90H231V89H229V93L231 92ZM249 90H250V89H249ZM257 90H258V89H257ZM259 90H260V89H259ZM263 90H264V89H263ZM56 91H59V90L57 89ZM81 91H80V93H81ZM83 91H84V89H83ZM97 91H98V90H97ZM103 91H105V90H103ZM119 91H120L119 88H115L114 85H113V86L110 85L109 90H108V93H109V97H110V99H111V102H113V103H115V104L118 103V100H119V99H118V93H119ZM125 91H126V90H125ZM128 91H129V90H128ZM128 91H127V92H128ZM133 91H132V92H133ZM139 91H140V90H139ZM171 91H172V90H171ZM176 91H177V90H176ZM200 91L202 92V88L200 89ZM217 91H218V90H217ZM236 91H237V89H236ZM236 91H235V92H236ZM16 92H17V91H16ZM29 92H30V91H29ZM54 92H55V91H54ZM94 92H95V89H94ZM101 92H102V87H101ZM101 92H100V94H101ZM105 92H107V91H105ZM120 92H121V91H120ZM137 92H138V90H137ZM169 92H170V91H169ZM169 92H168V95H169ZM185 92H186V90H185ZM203 92H204V91H203ZM203 92H202V93H203ZM209 92H210V91H209ZM209 92L206 91L205 94L203 93V94H204V97H203V95L201 94V95H202L201 99L203 98V101H202L201 105L203 104V106L205 105V107H206V105H208V104L210 105L211 103H213V104L215 105V107H217V105H221V108H224V105H222V104H220V103H221V101H224L225 96L220 95L221 93H219V95H218L217 92H216L215 95H217V96H215V97L212 99V97H210V95H209ZM212 92H213V91H212ZM219 92H220V91H219ZM226 92H227V91H226ZM237 92H238V91H237ZM237 92H236V93H237ZM255 92H256V91H255ZM262 92H263V91H262ZM5 93H6V91H5ZM5 93H4V94H5ZM18 93H19V92H18ZM49 93H50V92H49ZM56 93H57V92H55V94H56ZM66 93H68V90H67ZM71 93H73V92H71ZM80 93H77L76 95L78 96V94H79V96H81L82 94L80 95ZM103 93H104V92H103ZM123 93H124V92H123ZM123 93H122V94H123ZM129 93H131V92H129ZM138 93L141 94V92H138ZM182 93H183V92H182ZM231 93H232V92H231ZM233 93H234V92H233ZM236 93H235V94H236ZM83 94H84V93H83ZM88 94H90V93H89V90H88ZM104 94H105V93H104ZM119 94H120V93H119ZM126 94H127V93H126ZM142 94H143V93H142ZM142 94H141V98H142ZM162 94H163V93H162ZM170 94H171V92H170ZM178 94H179V93H178ZM210 94H212V93H210ZM222 94H224V93H222ZM253 94H254V92H253ZM2 95H3V94H2ZM9 95H10V94H9ZM14 95H15V97H16V96H18L19 94L16 95V94L14 93ZM21 95H22V94H21ZM28 95H29V93H28ZM37 95H38V94H37ZM40 95H41V94H40ZM74 95H75V94H74ZM92 95H94V94L92 93ZM131 95H133V93H132ZM163 95H164V94H163ZM163 95H162V96H163ZM172 95H173V94H172ZM262 95H263V94H262ZM23 96H24V95H23ZM46 96H47V95H46ZM46 96H43V97H46ZM49 96H51V95H49ZM49 96H47V97H49ZM56 96H58V94H56ZM65 96H67V95H65ZM90 96H91V94H90ZM120 96H121V95H120ZM145 96H146V94L144 95V97H145ZM213 96H214V95H213ZM249 96H250V99L252 98V101H253L254 99H253V97H251L252 95L250 94ZM15 97H13V98H15ZM37 97H38V96H37ZM37 97H36V98H37ZM61 97H62V96L60 95V98H59V99H61V100H60L59 102H58L57 100H55V96H54V99H50V98H49V100H51L50 104H52L53 108H56V109H58V110H60V111L62 110L61 113H63V112H65L66 105H65V103L62 101L63 99H62ZM75 97H76V96H75ZM84 97H85V96H84ZM88 97H89V96H88ZM98 97H99V95H98ZM131 97H132V96H131ZM164 97H165V96H164ZM172 97H171V98H172ZM194 97H195V96H194ZM222 97H223V99H222ZM231 97H233V96H231ZM261 97H263V96H260V99H261ZM21 98H22V97H21ZM24 98H26V97H24ZM64 98H65V97H64ZM67 98H68V96H67ZM72 98H73V97H72ZM77 98H78V97H77ZM102 98H103V96H102ZM107 98H108V95H107V97H105V99H107ZM119 98H120V97H119ZM138 98H139V97H138ZM246 98H247V97H246ZM16 99H17V98H16ZM16 99H15V100H16ZM30 99H31V98H30ZM30 99H29V100H30ZM43 99H44V98H43ZM46 99H47V98H46ZM73 99H74V98H73ZM88 99H89V98H88ZM88 99H87V100H88ZM95 99H96V98H95ZM135 99H136V98H135ZM158 99H159V97H158ZM166 99L168 100V98H166ZM248 99H249V98H248ZM256 99H257V102H255V103L253 102L252 104H250V107H251V108H250V109H251V112H250V116H249V118L251 117V118H250V120H251V121H250V125H251V126L255 125L256 127H257V125H260L261 127L264 128V104L259 105L260 103H258V98H256ZM263 99H264V98H263ZM263 99H262V101H263ZM5 100H6V99H5V96H4V102H5ZM25 100H26V99H25ZM40 100H42V99H40ZM49 100L47 99V101H49ZM87 100H86V102H87ZM100 100H101V99H100ZM100 100H99V101H100ZM122 100H123V99H122ZM130 100L133 102L132 99H130ZM137 100H138V99H137ZM153 100H155V99L153 98ZM153 100H152V101H153ZM1 101H3V100H1ZM8 101H9V100H8ZM13 101H14V100H13ZM13 101H12V102H13ZM70 101H71V99H70ZM82 101H83V99H82ZM90 101H91V99H90ZM90 101H89V103H90ZM146 101H147V99H146L145 101H143V102H145V106L147 107V105H146ZM156 101H157V100H156ZM156 101H155V102H156ZM194 101H195V100H194ZM199 101H200V100H199ZM199 101H197V102H199ZM225 101H226V100H225ZM225 101H224V102H225ZM243 101H244V100H243ZM254 101H255V100H254ZM262 101H261V102H262ZM14 102H15V101H14ZM17 102H19V101H17ZM34 102H35V101H34ZM74 102H75V101H74ZM104 102H106V101H104ZM108 102H109V100H108ZM148 102H149V98H148ZM177 102H178V103H177ZM197 102H196V103H197ZM2 103H3V102H2ZM20 103H22V102H20ZM46 103H47V102H46ZM69 103H70V102H69ZM100 103H102V102H100ZM100 103H99V104H100ZM109 103H110V102H109ZM130 103H131V102H129V104H130ZM153 103H154V101H153ZM153 103H151V104H153ZM237 103H238V102H237ZM250 103H251V102H250ZM263 103H264V102H263ZM0 104H1V102H0ZM15 104H16V103H15ZM15 104H14V108H15ZM43 104H44V103H43ZM71 104H72V103H71ZM84 104H86V103H84ZM87 104H88V102H87ZM103 104H104V103H103ZM111 104H112V103H111ZM111 104H110V105H111ZM137 104H138V103H137ZM154 104H156V103H154ZM157 104H158V101H157ZM179 104H180V103H179ZM241 104H242V103H241ZM247 104H248V103H247ZM7 105H8V104H7ZM9 105H10V104H9ZM35 105H36V104H35ZM38 105H39V104H38ZM45 105H46V104H45ZM77 105H78V104H77ZM96 105H97V104H96ZM105 105H106V104H105ZM116 105H117V104H116ZM119 105H120V104H119ZM122 105H124V104L122 103ZM122 105H121V108H122ZM132 105H134V104H132ZM180 105H181V104H180ZM199 105H200V104L197 103V106H199ZM20 106H22V105L20 104ZM28 106H29V105H28ZM70 106H71V105H70ZM72 106H73V105H72ZM74 106H75V104H74ZM100 106H101V104H100ZM140 106H141V105H139V108H142V107H143V108H142L143 111H146L147 108L145 109V108H144V105H142V107H140ZM157 106H158V105H157ZM165 106H167V105H165ZM212 106H213V105H211V107H212ZM238 106H239V105H237V109H238ZM241 106H244V104L241 105ZM246 106L249 107V104L246 105ZM10 107H11V105H10ZM17 107H19V106H17ZM46 107H47V106H45V108H46ZM49 107H50V105H49ZM49 107H48V108H49ZM91 107H92V106H91ZM93 107L95 108V106H93ZM106 107H108V106H106ZM114 107H115V106H114ZM128 107H130V106H128ZM181 107H184V105H183V106L181 105ZM188 107H189V106H187L186 108H188ZM213 107H214V106H213ZM215 107L213 108V110L215 109ZM11 108H12V109H11ZM11 108H6V107L3 108V107H1V108H0V111H2L3 109H5V113H4V115H2V116H4V117L6 118V121H7V118H8L9 120H11V121H14V122H15V126H16V127H15V126H14V127H15L16 129H21V128H23L22 125L24 126V123L22 124V122H21L22 119L19 118V116H18L19 114H17V111H15V110L13 111V105H12ZM20 108H21V107H20ZM22 108H24V106H23ZM25 108H27V107H26V104H25ZM31 108H32V107H31ZM38 108H39V106H38ZM38 108H37V109H38ZM69 108H70V107H69ZM76 108H77V107H76ZM76 108H75V110H76ZM85 108H87V105H86ZM85 108H84V110H85ZM130 108H131V107H130ZM139 108H138V109H139ZM155 108H156V107H155ZM155 108H154V109H155ZM157 108H158V107H157ZM162 108H163V107H162ZM194 108H195V106H194ZM201 108H202V107H201ZM244 108H245V107H244ZM246 108H247V107H246ZM49 109H50V108H49ZM82 109H83V107H82ZM97 109L99 110V107H98V106H97ZM100 109H101V107H100ZM102 109H103V108H102ZM104 109H105V108H104ZM107 109H109V108H107ZM118 109H120V107H118ZM125 109H127V107L124 108V110H125ZM132 109H133V108H131V112H132ZM144 109H145V110H144ZM150 109H153V108L151 107ZM190 109H191V108H190ZM205 109H206V108H205ZM209 109H210V108H209ZM218 109H219V107H218ZM235 109H236V108H234V110H235ZM16 110H17V109H16ZM66 110H67V109H66ZM73 110H74V109H73ZM84 110H82V111H84ZM94 110H95V109H94ZM129 110H130V109H129ZM129 110H127V112H129ZM134 110H137V109L135 108ZM134 110H133V111H134ZM159 110H160V108H159ZM162 110H164V109H162ZM197 110H198V109H197ZM197 110H196V111H197ZM201 110H202V109H201ZM206 110H207V109H206ZM213 110H209V111H213ZM215 110H216V109H215ZM219 110H220V109H219ZM222 110H223V109H222ZM222 110H221V111H222ZM232 110H233V109H232ZM248 110H249V109H248ZM3 111H4V110H3ZM21 111H22V109H21ZM23 111H24V110H23ZM29 111H30V110H29ZM34 111L36 112V108H35ZM44 111H45V110H44ZM51 111H52V109H51ZM68 111H69V109H68ZM77 111H78V109H77ZM86 111H87V109H86ZM86 111H85V112H86ZM88 111H90V110H88ZM103 111H104V110H103ZM121 111H123V110H121ZM143 111H142V112H143ZM178 111L175 112V115L173 114L174 117L177 116L176 113H177ZM185 111H186V110H185ZM235 111H236V110H235ZM235 111H233V116H234V112H235ZM241 111H243V110H241ZM53 112H54V111H53ZM53 112L51 113V115H54ZM56 112H57V110H56ZM70 112H71V111H70ZM92 112H94V111L92 110ZM100 112H101V111H100ZM117 112H118V111H117ZM142 112H141L140 110H138L136 116H133V115H132V116L135 117V118H139V117L143 116V115H142ZM148 112L150 113L151 111H148ZM155 112H156V111H155ZM162 112H163V111H162ZM190 112H191V111H190ZM192 112H193V111H192ZM217 112H218V111H217ZM27 113H28V112H27ZM32 113H33V111H32ZM44 113H45V112H44ZM59 113H60V112H58V114H59ZM80 113H81V112H80ZM86 113H87V112H86ZM90 113H91V112H90ZM102 113H103V112H102ZM110 113L112 114V108H111V110H110ZM114 113H115V111H114ZM123 113H124V111H123ZM132 113H133V112H132ZM153 113H154V111H153ZM181 113H182V112H181ZM188 113H189V110H188ZM212 113H213V112H212ZM243 113H247V111H246V112H243ZM58 114H55V117H56V115H58ZM71 114H72V112H71ZM71 114H70V115H71ZM95 114H96V113H95ZM98 114L100 115V113H98ZM119 114L122 115V113H120V112H119ZM133 114H134V113H133ZM158 114H160V113L158 112ZM161 114H162V113H161ZM161 114H160V115H161ZM177 114H179V113H177ZM192 114H193V113H192ZM203 114H204V113H203ZM216 114H217V113H216ZM220 114H221V112H220ZM220 114L218 113V118H219V115H220ZM248 114H249V112H248ZM37 115H38V114H37ZM37 115H36V117H37ZM67 115H68V114H67ZM103 115H105V114L103 113ZM114 115H115V114H114ZM114 115H113L112 117H114ZM121 115H120V116H121ZM125 115H126V113H125ZM125 115H124V116H125ZM154 115H155V114H154ZM160 115H159V116H160ZM189 115H191V114H190V113H189V114H186L185 112H183V114L181 115V117L184 119L186 116H189ZM214 115H215V114H214ZM23 116H24V115H23ZM25 116H26V115H25ZM25 116H24V118H26ZM34 116H35V115H34ZM38 116H39V115H38ZM48 116H49V115H48ZM86 116H88V115H86ZM94 116H95V115H94ZM109 116H110V115H109ZM124 116H123V117H124ZM148 116L150 117V119H149V121H148L147 123H145V125L150 124V123H149L150 120H154V119H153V115L148 114ZM173 116H172V117H173ZM200 116H201V115H200ZM227 116L229 117V115H227ZM236 116H237V114H236ZM238 116H239V115H238ZM39 117H40V116H39ZM42 117H43V116H42ZM52 117H54V116H52ZM68 117H70V116H68ZM84 117H85V116H84ZM90 117H91V116H90ZM92 117H93V116H92ZM101 117H102V116H101ZM130 117H131V116H130ZM149 117H148V118H149ZM160 117H162V116H160ZM166 117H167V114H166ZM195 117H197L196 113H195ZM208 117H209V116H208ZM241 117H243V116H241ZM2 118H3V117H1V119H2ZM5 118H4V119H5ZM27 118H28L27 120H29V117H27ZM40 118H41V117H40ZM73 118H74V117H73ZM95 118H96V117H95ZM105 118L107 119L106 116H105ZM108 118H109V117H108ZM110 118H111V117H110ZM117 118H119V117H117ZM127 118H128V117H127ZM154 118L157 119L156 116H154ZM179 118H180V116H179ZM216 118H217V115H216ZM226 118H227V117H226ZM236 118H237V117H236ZM32 119H33V118H32ZM46 119H48V121H49V118H45V120H46ZM51 119H52V118H51ZM69 119H70V118H69ZM81 119H82V118H80V120H81ZM103 119H104V118H103ZM122 119H123V118H121L120 120L122 121ZM133 119H134V118H133ZM141 119H142V118H141ZM144 119H145V118H144ZM144 119H143V120H144ZM162 119H163V118H162ZM165 119H166V118H165ZM165 119H164V120H165ZM176 119H177V118H176ZM188 119H189V118H188ZM190 119H191V117H190ZM196 119H197V122H198V120H201V122H202V120H203V119H201V118L199 119L198 117L195 118V120H196ZM209 119H210V118H209ZM238 119H239V118H238ZM24 120H25V119H24ZM35 120H37V119H35ZM57 120H58V119H57ZM62 120H64V119H62ZM67 120H68V118H67ZM71 120H72V116H71ZM80 120H79V122H80ZM99 120H100V117H99ZM109 120H110V119H109ZM112 120H113V118H112ZM115 120H116V119H115ZM143 120H142V121H143ZM157 120H159V119H157ZM169 120H171V119H169ZM172 120H173V119H172ZM174 120H175V119H174ZM192 120H193V119H192ZM195 120H194V121H195ZM210 120H211V119H210ZM244 120H245V119H244ZM11 121H10V123H11ZM48 121H47V122H48ZM51 121H52V120H51ZM51 121H49V122H51ZM84 121H86V120L84 119ZM129 121H130V119L128 120V122H129ZM139 121H140V120H139ZM142 121H140L139 123L142 124V123H141ZM146 121H147V120H146ZM146 121L144 120V122H146ZM165 121H166V120H165ZM179 121H180V120H179ZM179 121H178V122H179ZM182 121H183V120H182ZM188 121H189V120H188ZM190 121H191V120H190ZM215 121L217 122V119H216ZM226 121H227V119H226ZM229 121H230V122H229L230 124L228 123L227 125H231V124H232V123H231V122H233V121H232V118H231ZM236 121H238V120H236ZM236 121H235V122H236ZM40 122H41V121H40ZM58 122H59V120H58ZM101 122H102V121H100V123H101ZM116 122H117V124H118V119L116 120ZM123 122H125V121H123ZM123 122H122V123H123ZM144 122H143V124H144ZM174 122H175V121H174ZM174 122H173V124H174ZM185 122H186V121H185ZM197 122H196V126H197ZM241 122L243 123V118H242ZM244 122H245V121H244ZM27 123H28V122H27ZM27 123H26V124H27ZM31 123H32V121L30 122V124H31ZM33 123H35V122H33ZM33 123H32V124H33ZM54 123H55V122H54ZM62 123H63V121H62ZM70 123H71V122H70ZM81 123H82V122H81ZM92 123H93V122H92ZM102 123H105L104 120H103ZM126 123H127V122H125V124H126ZM139 123L137 122V125H138V126H139ZM154 123H156V121H154ZM160 123H161V120H160ZM170 123H171V122H170ZM179 123H180V122H179ZM188 123H190V122H188ZM214 123H215V122H214ZM242 123L240 124V122H239V125L243 126ZM247 123H248V122H247ZM259 123H260V124H259ZM0 124H2V123H0ZM3 124H4V123H3ZM3 124H2V125H3ZM6 124H8V123H6ZM13 124H14V123H13ZM48 124H49V123H48ZM48 124L45 123L46 126H47ZM65 124H66V122H65ZM67 124H68V123H67ZM73 124H75V123H72V125H71L72 128H73ZM77 124H78V123H77ZM88 124H89V123H88ZM98 124H99V123H98ZM105 124H106V123H105ZM115 124H116V123H115ZM135 124H136V123H135ZM167 124H168V123H167ZM173 124H172V125H173ZM184 124H185V123H184ZM184 124H183V125H184ZM200 124L202 125L203 123H200ZM206 124H207V123H206ZM234 124H235V123H234ZM234 124H232V125H234ZM245 124H246V123H245ZM28 125H29V123H28ZM41 125H42V124H41ZM43 125H44V122H43ZM52 125H53V123H52ZM69 125H70V124H69ZM69 125H68V128H69ZM80 125H81V124L79 123V126H80ZM82 125H83V124H82ZM102 125H104V124H102ZM122 125H123V124H122ZM152 125H155V124L152 123ZM170 125H171V124H170ZM170 125H169V126H170ZM180 125H182V124H180ZM187 125H188V124H187ZM192 125H193V124H192ZM194 125H195V124H194ZM198 125H199V124H198ZM201 125H200V126H201ZM212 125H213V122H212ZM235 125H236V124H235ZM248 125H249V124H248ZM10 126H11V125H10ZM46 126H45V127H46ZM61 126H62V125H61ZM83 126H84V125H83ZM99 126H100V125H99ZM129 126H130V125H129ZM133 126H135V125H133ZM148 126H149V125H148ZM156 126H157V125H156ZM204 126H205V125H204ZM245 126H246V125H245ZM255 126H253V127H255ZM29 127H30L29 129H31V126H29ZM54 127H55V125H54ZM75 127H76L75 129L77 130V126H75ZM93 127H94V125H93ZM102 127H103V129H104L106 126H105V127H104V126H101V127H99V128L102 129ZM107 127H108V126H107ZM109 127H110L109 129L112 128V126H110V124H109ZM120 127H122V126L120 125ZM126 127H127V125H126ZM143 127H144V126H143ZM181 127H182V126H181ZM183 127H184V126H183ZM191 127H192V126H191ZM211 127H212V126H211ZM224 127H225V126H224ZM224 127H223V128H224ZM256 127H255V128H256ZM32 128H33V127H32ZM34 128H35V127H34ZM34 128H33V129H34ZM38 128H40V124H39V127H38ZM66 128H67V127H66ZM80 128H81V127H80ZM129 128H130V127H129ZM149 128H150V127H149ZM158 128H160V127L158 126ZM166 128H167V126H166ZM172 128H174V127H172ZM192 128H193V127H192ZM196 128H197V127H196ZM201 128H202V127H201ZM203 128H204V127H203ZM209 128H210V125H209ZM228 128H229V127H227L226 129H228ZM232 128H233V127H232ZM232 128H231V129H232ZM249 128H250V126H249ZM43 129H44V126H43ZM103 129H102V130H103ZM117 129H118V127H117ZM125 129H126V128H125ZM137 129H138V127H137ZM150 129H151V128H150ZM176 129H177V128H176ZM184 129H185V127H184ZM224 129H225V128H224ZM231 129L229 128L230 133H232V132H231ZM236 129H237V131H238V129H241V128H238V126H237ZM247 129H248V126H247ZM259 129H260V127H259ZM41 130H42V127H41ZM41 130H39V131H41ZM46 130H47V129H46ZM52 130H54V129H52ZM60 130H61V129H60ZM62 130H63V129H62ZM69 130H70V128H69ZM83 130H84V129H83ZM93 130H96V129H93ZM102 130H101V131H102ZM114 130H115V129H114ZM169 130H170V129H168V131H169ZM171 130H172V129H171ZM190 130H191V128H190ZM195 130H197V129H195ZM198 130H199V129H198ZM206 130H207V129H205V131H206ZM208 130H209V129H208ZM249 130H250V129H249ZM0 131H1V130H0ZM5 131H7V130H5ZM5 131H4V132H5ZM10 131H11V130H10ZM18 131H19V133L21 132L20 130H18ZM27 131H28V130H27ZM47 131H48V130H47ZM66 131H67V130H66ZM90 131H91V129H90ZM108 131H109V130H108ZM122 131H124V130H122ZM150 131H151V130H150ZM155 131H156V130H155ZM168 131H167V132H168ZM173 131H174V130H173ZM211 131H212V130H211ZM222 131H223V130H222ZM224 131H225V130H224ZM237 131H236V132H237ZM246 131H247V130H246ZM246 131H245V132H246ZM253 131H254V130H253ZM255 131H256V129H255ZM1 132L3 133V131H1ZM30 132H32V131H30ZM33 132H34V131H33ZM35 132H36V131H35ZM44 132H45V131H44ZM75 132H77V131H75ZM79 132H80V131H79ZM95 132H96V131H95ZM130 132H131V131H130ZM142 132H143V131H142ZM159 132H160V131H159ZM188 132H189V131H188ZM9 133L11 134V132H9ZM39 133H40V132H39ZM62 133H63V132H62ZM114 133H115V132H114ZM171 133H172V132H171ZM174 133H177V132L174 131ZM189 133H190V132H189ZM189 133H187V134H189ZM227 133H228V132H227ZM239 133H242V135H243L244 131H241V132H239ZM3 134H4V133H3ZM22 134H23V133H22ZM27 134H28V133H26V135H27ZM64 134H65V131H64ZM74 134H75V133H74ZM85 134H86V131H85ZM103 134H104V133H103ZM128 134H129V133H128ZM164 134H165V132L163 133V131H162L161 136L164 135ZM168 134H169V133H168ZM190 134H191V133H190ZM201 134H202V133H201ZM221 134H222V133H221ZM223 134H224V133H223ZM233 134H234V133H233ZM263 134H264V133H263ZM263 134H262V135H263ZM16 135H17V133H16ZM56 135H57V134H56ZM83 135H84V134H83ZM86 135H87V137L91 136V135L88 136V133H87ZM109 135H111V134H109ZM130 135H132V134H130ZM156 135H158V134H156ZM180 135H181V134H180ZM180 135H179V133H178V136H180ZM227 135L230 137V134H227ZM231 135H232V134H231ZM250 135H251V132H250ZM255 135H256V134H255ZM3 136H4V135H3ZM28 136H30V135H28ZM54 136H55V135H54ZM104 136H105V134H104ZM124 136H125V132H124ZM133 136H134V135H133ZM146 136H147V135H146ZM146 136H145V137H146ZM164 136H165V135H164ZM168 136H169V135H168ZM168 136H165V137H167V139H168ZM170 136H171V135H170ZM172 136H173V135H172ZM172 136H171V138H172ZM200 136L203 137V135H200ZM200 136H199V137H200ZM224 136H225V135H224ZM257 136H258V135H257ZM257 136H255V137H257ZM259 136H260V135H259ZM1 137H2V136H1ZM10 137H11V136H10ZM13 137H14V136H13ZM20 137H21V136H20ZM23 137H24V136H23ZM30 137H31V136H30ZM92 137H93V136H91L90 138H92ZM95 137H96V135H95ZM100 137H101V136L98 135V140H99ZM108 137H109V136H108ZM141 137H142V135H141ZM158 137H159V136H158ZM180 137H181V136H180ZM182 137H183V134H182ZM185 137H186V136H185ZM189 137H190V136H189ZM191 137H192V136H191ZM193 137H194V134H193ZM225 137H226V136H225ZM242 137H243V139H244L245 136L243 135ZM248 137H249V136H248ZM261 137H262V136H261ZM5 138H6V137H5ZM38 138H39V137H38ZM43 138H45V137H43ZM46 138H47V136H46ZM53 138L55 139V137H53ZM56 138H57V137H56ZM96 138H97V137H96ZM130 138H132V137H130ZM139 138H140V137H139ZM154 138H155V137H154ZM156 138H157V137H156ZM186 138H187V137H186ZM196 138H198V137H196ZM226 138H227V137H226ZM232 138H233V137H232ZM238 138H239V137H238ZM238 138H237V139H238ZM252 138H253V137H252ZM252 138H251V139H252ZM257 138H259V137H257ZM263 138H264V136H263ZM0 139H1V138H0ZM8 139H9V138H8ZM19 139H20V138H19ZM28 139L30 140V138H27V140H28ZM40 139H41V136H40ZM54 139H53V140H54ZM73 139H74V138H73ZM85 139H86V138H85ZM101 139H102V138H101ZM108 139H109V138H108ZM112 139H113V138H112ZM142 139H143V138H142ZM175 139H176V138H175ZM216 139H217V138H215V140H216ZM224 139H225V138H224ZM260 139L262 140V138H259V141H261ZM23 140H24V139H23ZM55 140H56V139H55ZM58 140H59V139H58ZM64 140H65V139H64ZM71 140H72V139H71ZM78 140H80V139L78 138ZM93 140H94V139H93ZM114 140H115V139H114ZM152 140H153V139H152ZM159 140H160V138H159ZM161 140H162V139H161ZM181 140H182V139H181ZM183 140H184V139H183ZM183 140H182V142H183ZM231 140H232V139H231ZM244 140H246V139H244ZM24 141H25V140H24ZM38 141H39V140H38ZM41 141H42V140H41ZM89 141H90V140H89ZM142 141H143V140H142ZM156 141H157V139H156ZM172 141H173V140H171V143H172ZM179 141H180V140H179ZM190 141H191V140H190ZM190 141H189V143H191ZM203 141H204V140H203ZM219 141H220V140H219ZM224 141H225V140H224ZM259 141H258V142H259ZM21 142H22V141H21ZM42 142H43V141H42ZM67 142H68V139H67ZM69 142H70V140H69ZM78 142H79V141H78ZM85 142H86V141H85ZM112 142H113V141H112ZM152 142H153V141H152ZM154 142H155V140H154ZM161 142H162V141H161ZM165 142H167V141L165 140ZM175 142H176V141H175ZM177 142H178V141H177ZM194 142H195V141H194ZM194 142H193V143H194ZM222 142H223V141H222ZM222 142H221V144H222ZM235 142H236V141H235ZM235 142H233V140H232L231 143H235ZM246 142H248V139L246 140ZM258 142H257V144H258ZM19 143H20V142H19ZM58 143H59V142H58ZM80 143H81V141H80ZM95 143H96V141H95ZM95 143H94V144H95ZM100 143H101V142H100ZM129 143H131V142L129 141ZM144 143H145V142H144ZM144 143L142 144V142H141L142 145H144ZM146 143H147V141H146ZM163 143H164V141H163ZM186 143H188V142H186ZM189 143H188V144H189ZM209 143H212L213 146H214V144H215L214 142H208V144H209ZM213 143H214V144H213ZM219 143H220V142H219ZM223 143H224V142H223ZM225 143H227V141H226ZM27 144H28V143H27ZM27 144H26V145H27ZM34 144H35V143H34ZM53 144H54V143H53ZM53 144H52V145H53ZM64 144H65V142H64ZM77 144H78V143H77ZM77 144H76V145H77ZM117 144H119V143H117ZM117 144H116V145H117ZM124 144H125V143H124ZM160 144H161V143H160ZM165 144H166V143H165ZM169 144H170V142H169ZM197 144H198V143H197ZM208 144H207V145H208ZM229 144H230V143H229ZM1 145H2V141H1ZM11 145H12V144H11ZM21 145H22V144H21ZM21 145H20V146H21ZM23 145H24V144H23ZM26 145H25V146H26ZM29 145H30V144H28V147H32V146H33V145H32V146H29ZM52 145H51V146H52ZM67 145H68V144H67ZM73 145H74V144H73ZM98 145H99V144H98ZM114 145H115V144H114ZM122 145H123V144H122ZM162 145H163V144H162ZM184 145H187V144H184ZM191 145H192V143H191ZM191 145H190V147H191ZM201 145H202V144H201ZM217 145H218V144H217ZM219 145H220V144H219ZM227 145H228V143H227ZM233 145H236V143L233 144ZM263 145H264V144H263ZM61 146H62V145H61ZM82 146H86V145H82ZM110 146H111V145H110ZM118 146H120V145H118ZM118 146L116 147V150H117ZM136 146H138V145H136ZM157 146H158V145H157ZM168 146H169V145H168ZM175 146H176V145H175ZM175 146H174V147H175ZM179 146H180V145H179ZM179 146H178V150H180V149H179ZM181 146H182V145H181ZM187 146H188V145H187ZM213 146H212V147H213ZM222 146H223V144H222ZM225 146H226V145H225ZM229 146H230V145H229ZM1 147H2V146H1ZM6 147H7V146H6ZM33 147H35V146H33ZM36 147H37V146H36ZM74 147H75V146H74ZM74 147H73V149H74ZM77 147H78V145H77ZM101 147H103V145H102V146L100 145L99 148L101 149ZM124 147H125V146H124ZM128 147H131L130 144H129ZM128 147H126V148L128 149ZM144 147H145V146H144ZM146 147H147V146H146ZM148 147H149V146H148ZM152 147H153V146H151L150 148H152ZM158 147L160 148V145H159ZM174 147H173V148H174ZM214 147H215V146H214ZM214 147H213V148H214ZM216 147H217V146H216ZM242 147L244 148V145H243ZM249 147H250V143H249ZM251 147H252V146H251ZM255 147H256V146H255ZM21 148H22V146H21ZM53 148H54V145H53ZM57 148H58V147H57ZM86 148H87V146H86ZM90 148H91V147H90ZM106 148H107V146H106ZM135 148H136V147H135ZM142 148H143V147H142ZM150 148H148V149H150ZM161 148H162V147H161ZM175 148H176V147H175ZM175 148H174V149H175ZM182 148H183V147H181V149H182ZM187 148H188V147H187ZM208 148H209V147H208ZM208 148H207V149H208ZM220 148H221V147H220ZM222 148H223V147H222ZM258 148H259V146H258ZM30 149H31V148H30ZM33 149H34V148H33ZM33 149H32V152H33ZM63 149H64V148H63ZM66 149H67V148H66ZM76 149H77V148H76ZM76 149H75L74 151H76ZM78 149H79V147H78ZM81 149H82V148H81ZM91 149H92V148H91ZM104 149H105V147L103 148V150H104ZM119 149H120V147H119ZM119 149L117 150L118 152H119ZM132 149H133V148H132ZM139 149H140V146H139ZM145 149H146V148H145ZM156 149H157V148H156ZM167 149H168V148H167ZM174 149H173V150H174ZM198 149H199V148H198ZM202 149H203V148H202ZM225 149H226V147H225ZM225 149H224V151H225ZM228 149H229V147L226 149V152L228 151ZM230 149H232V144H231V146H230ZM247 149H248V150H243V149L240 148V151L237 152V154H238L237 156H241V155H242V157H244V156H248L249 154H251V153L254 152L253 148H252V149H251V148H247ZM260 149L262 150V146H261ZM24 150H25V149L23 148V151H24ZM34 150H35V149H34ZM82 150H83V149H82ZM97 150H98V148H97ZM110 150H111V149H110ZM124 150H125V149H124ZM143 150H144V149H143ZM154 150H155V149H154ZM157 150H159V149H157ZM178 150L175 149L174 151H178ZM216 150H217V149H216ZM222 150H223V149H222ZM251 150H253V151H251ZM10 151H11V150H10ZM30 151H31V150H30ZM37 151H38V150H37ZM74 151L72 150V151H71V154H72V152H74ZM85 151H86V149H85ZM108 151H109V150H108ZM117 151H116V152H117ZM125 151H127V150H125ZM130 151H131V150H130ZM138 151H139V150H137V153H138ZM163 151H164V150H163ZM204 151H205V150H203V153H204ZM207 151L209 152V149H208ZM210 151H211V149H210ZM257 151H258V149H257ZM16 152H17V151H16ZM26 152H27V150H26ZM40 152H41V150H40ZM57 152H58V151H57ZM64 152H65V150H63V155H65ZM79 152H80V151H79ZM83 152H84V150H83ZM94 152H95V151H94ZM114 152H115V151H114ZM145 152H146V151L144 150V153H145ZM197 152H198V151H197ZM214 152H215V149H214ZM258 152H259V151H258ZM258 152H257V153H258ZM21 153H22V150H21ZM33 153H34V152H33ZM66 153H67V152H66ZM90 153H91V152H90ZM96 153H97V152H96ZM121 153H122V152H121ZM121 153H120V154H121ZM123 153H124V152H123ZM130 153H131V152H130ZM144 153H143V154H144ZM149 153H150V152H149ZM189 153H191V152L189 151ZM217 153H218V152H217ZM227 153H228V152H227ZM37 154H38V153H37ZM71 154H70V155H71ZM73 154H74V153H73ZM75 154H78V153L76 152ZM75 154H74V155H75ZM85 154H86V152H85ZM85 154H84V156H85ZM133 154H134V153H133ZM140 154H141V153L139 152V156H140ZM147 154H148V153H147ZM191 154H195V152H193V153H191ZM196 154H197V153H196ZM198 154H200L199 157L201 156L200 159L202 160V159L204 158V156L201 155V151H200V153L198 152ZM210 154H212L211 156H213V153L210 152ZM230 154H231V153H230ZM233 154H234V153H233ZM8 155H9V154H8ZM18 155H19V154H18ZM18 155H16V157H17ZM30 155H31V154H30ZM30 155H29V158L31 157ZM61 155H62V154L60 153V156H61ZM74 155H73V156H74ZM87 155H88V153H87ZM87 155H86V156H87ZM90 155H92V154H89V156H90ZM114 155H115V154H114ZM123 155H124V154H123ZM126 155H127V154H126ZM126 155H124V156H125V162H126ZM131 155H132V154H131ZM134 155H135V154H134ZM134 155H133V156H134ZM156 155H157V154H156ZM186 155H188V154H186ZM186 155H185V157H186ZM223 155H224V157H223ZM223 155L219 158L220 160H221V158H222V159H225V155H226V153H225V154L223 153ZM235 155H236V154H234V156H235ZM257 155H258V154H257ZM19 156H20V155H19ZM60 156H58V157L61 158L62 156H61V157H60ZM107 156H108V154H107ZM115 156L117 157V155H115ZM121 156H122V154H121ZM124 156H123V157H124ZM137 156H138V155H137ZM139 156H138V158H139ZM145 156H146V155H145ZM145 156H144V157H145ZM152 156H153V152H152ZM152 156H151V157H152ZM161 156L163 157V153H162ZM202 156H203V157H202ZM12 157H13V156H12ZM58 157H57V158H58ZM98 157H99V156H98ZM147 157H148V156H147ZM151 157L149 156V159H150ZM155 157H156V156H154V158H155ZM191 157H192V156H191ZM214 157H215V155H214ZM217 157H218V155H217ZM255 157H256V155H255ZM10 158H11V157H10ZM19 158H20V157H19ZM26 158H27L26 161L28 162V157H26ZM55 158H56V157H55ZM78 158H79V156H78ZM100 158H101V157H100ZM109 158H110V153H109ZM118 158H120V157H118ZM118 158H117V159H118ZM127 158H128V157H127ZM156 158H157V157H156ZM156 158H155V161H156ZM159 158H160V157H159ZM159 158H158V159H159ZM182 158H183V157H182ZM196 158H198V157H196ZM205 158H206V155H205ZM228 158L230 159V157H228ZM232 158H233V157H232ZM232 158H231V161H234L235 159L232 160ZM236 158H237V157H236ZM2 159H3V158H2ZM24 159H25V158H24ZM34 159H35V156H34ZM37 159H38V156H37ZM43 159H44V158H43ZM139 159H140V158H139ZM149 159H148V160H149ZM152 159H153V158H152ZM191 159H192V158H191ZM200 159H199V160H200ZM211 159H212V157H211ZM214 159H215V158H214ZM219 159H218V160H219ZM31 160H32V159H31ZM45 160H46V158H45ZM54 160H55V159H54ZM78 160H79V159H78ZM104 160H105V159H104ZM137 160H138V159H137ZM140 160H141V159H140ZM146 160H147V159H146ZM192 160H193V159H192ZM192 160H191V161H192ZM196 160H197V159H196ZM199 160H197V162H200ZM204 160H205V159H204ZM204 160H203V162H204ZM216 160H217V158H216ZM218 160H217V161H218ZM220 160H219V161H220ZM245 160H246V159H245ZM247 160H248V159H247ZM249 160H250V159H249ZM249 160H248V161H249ZM0 161H1V159H0ZM3 161H4V160H3ZM17 161H18V160H17ZM26 161H25V162H26ZM39 161H40V159H39ZM65 161H66V160H65ZM100 161H101V160H100ZM108 161H109V160H108V157H107V162H108ZM115 161H116V158H115ZM118 161H119V160H117V162H118ZM131 161L133 162V158H131ZM131 161H130V162H131ZM134 161H135V160H134ZM138 161H139V160H138ZM143 161H144V162H142L143 164H144V163H148V162H145L144 159H143ZM188 161H189V159H188ZM194 161H195V160H194ZM211 161H212V160H210V162H211ZM214 161H215V160H214ZM217 161H216V162H217ZM241 161H242V160H241ZM29 162H30V161H29ZM46 162H48V161H46ZM50 162H51V161H50ZM73 162H74V161H73ZM73 162H72V163H73ZM77 162H78V161H77ZM77 162H76V163H77ZM87 162H88V161H87ZM109 162H110V161H109ZM149 162H150V160H149ZM151 162H152V161H151ZM174 162H175V161H174ZM176 162H177V161H176ZM181 162H182V160H181ZM195 162H196V161H195ZM210 162H209V163H210ZM220 162H222L221 164H223V161H220ZM228 162H230V161L228 160ZM228 162H226V165L224 166V168L227 166V163H228ZM11 163H12V162H11ZM13 163H14V162H13ZM17 163H18V162H17ZM37 163H38V162H37ZM41 163H42V162H41ZM48 163H49V162H48ZM48 163H47V164H48ZM76 163H74V164H76ZM78 163H79V162H78ZM91 163H92V162L90 161V164H91ZM115 163H116V162H115ZM121 163H123V161H122V162L120 161V164H121ZM142 163H140V164H142ZM178 163H179V162H178ZM183 163H184V162H183ZM183 163H182V164H183ZM188 163H189V162H188ZM190 163H191V162H190ZM207 163H208V161H207ZM211 163H212V162H211ZM213 163H214V162H213ZM217 163H218V162H217ZM234 163H235V162H234ZM18 164H19V163H18ZM26 164H27V163H26ZM29 164H30V163H28V165H29ZM43 164H44V163H43ZM63 164H64V163H63ZM66 164H68V162H67ZM80 164H81V162H80ZM127 164H128V163H127ZM153 164H154V163H153ZM165 164H166V162H165ZM165 164H164V165H165ZM167 164H168V162H167ZM172 164H173V163H172ZM195 164H196V163H195ZM199 164H200V163H199ZM202 164H203V163H202ZM215 164H216V163H215ZM224 164H225V163H224ZM238 164H239V163H238ZM247 164H248V163H247ZM250 164H251V163H250ZM259 164H260V163H259ZM12 165H13V164H12ZM24 165H25V164H24ZM28 165H27V167H29ZM32 165H33V164H31V166H32ZM36 165H37V164H36ZM44 165H45V164H44ZM136 165H137V163H136ZM168 165H169V164H168ZM170 165H171V164H170ZM187 165H188V164H187ZM187 165H185V166H186V173H187V168H188ZM208 165H209V164H208ZM208 165H207V166H208ZM239 165H240V164H239ZM248 165H249V164H248ZM251 165H252V164H251ZM4 166H5V165H4ZM9 166H10V165H9ZM16 166H17V165H16ZM19 166H22V165H19ZM19 166H17V167H19ZM48 166H49V164H48ZM66 166H69V164L66 165ZM73 166H74V165H73ZM94 166L96 167L95 164H94ZM105 166H106V164H105ZM125 166H126V165H125ZM134 166H135V165H134ZM140 166H141V165H140ZM193 166H194V165H193ZM209 166H210V165H209ZM213 166H214V165H213ZM241 166H242V165H241ZM7 167H8V166H7ZM10 167H11V166H10ZM10 167H9V168H10ZM74 167H75V166H74ZM106 167H107V166H106ZM115 167H116V166H115ZM163 167H164V166H163ZM173 167H174V165H173ZM176 167H177V166H176ZM201 167H202V166H201ZM203 167H204V166H203ZM211 167H212V165H211ZM211 167H210V168H211ZM229 167H230V165H229ZM233 167H234V166H233ZM248 167H250V166H248ZM256 167H258V166H256ZM3 168H4V167H3ZM13 168H14V167H13ZM33 168H34V167H33ZM38 168H39V166H38ZM41 168H42V167H41ZM52 168H53V166H52ZM56 168H57V166H56ZM109 168H110V167H109ZM112 168H114V167H112ZM139 168H140V167H139ZM139 168H138V169H139ZM141 168H144V167H141ZM165 168H166V167H165ZM180 168H181V166H180ZM180 168H179V169H180ZM199 168H200V167H199ZM212 168H213V167H212ZM214 168H215V167H214ZM237 168H238V167H237ZM246 168H247V167H246ZM1 169H2V168H1ZM17 169H18V168H17ZM54 169H55V168H54ZM119 169H120L119 171H121V168H119ZM123 169H124V168H123ZM125 169H126V168H125ZM159 169H160V167H159ZM163 169H164V168H163ZM167 169H168V166H167V168L165 169V171H166ZM170 169H172V168L170 167ZM174 169H175V168H174ZM181 169H182V168H181ZM197 169H198V168H197ZM197 169H196L195 171H197ZM201 169H202V168H201ZM204 169L207 170L208 167H207V168L204 167ZM222 169H223V168H222ZM230 169H231V168H230ZM233 169H234V168H232V170H233ZM8 170H9V169H8ZM19 170H20V169H19ZM47 170H48V169H47ZM55 170H56V169H55ZM73 170H75V169H73ZM94 170H97V169H94ZM101 170H102V169H101ZM104 170H105V169H104ZM175 170H177V169H175ZM210 170H211V169H210ZM215 170H216V169H215ZM220 170H221V169H220ZM238 170H239V169H238ZM249 170H250V168H249ZM249 170H248V171H249ZM251 170H252V169H251ZM12 171H13V170H12ZM14 171H15V170H14ZM42 171H43V170H41V172H42ZM48 171L50 172V171H52V170H48ZM56 171H59V170H56ZM61 171H62V170H61ZM87 171H88V169H87ZM92 171H93V170H92ZM109 171H110V169H109ZM129 171H130V170H129ZM145 171H148V170L145 169L144 172H145ZM160 171L162 172V170H160ZM190 171H191V169H190ZM190 171H189V172H190ZM195 171H194V172H195ZM222 171H223V170H222ZM229 171H230V170H229ZM240 171H241V170H240ZM246 171H247V170L245 169V172H246ZM253 171H254V170H253ZM256 171H257V170H256ZM0 172H1V170H0ZM16 172H17V171H16ZM24 172H25V171H24ZM24 172H23V173H24ZM43 172H44V171H43ZM52 172H53V171H52ZM103 172H104V171H103ZM111 172H112V169H111V171H110V175H111ZM114 172H115V171H114ZM132 172H133V170H132ZM132 172H131V173H132ZM137 172H139V171H136V170L134 171V173H137ZM144 172H143V173H144ZM158 172H159V171H158ZM166 172H167V171H166ZM170 172H171V170H170ZM174 172H175V174H176V171H174ZM179 172H180V171H179ZM197 172H198V171H197ZM213 172H214V171H213ZM223 172L226 173L225 170H224ZM233 172H234V171H232V174H233ZM259 172H260V171H259ZM10 173H11V170H10ZM28 173H29V171H28ZM34 173H35V171H34ZM34 173H32V174H34ZM44 173H45V172H44ZM53 173H54V172H53ZM70 173H71V172H70ZM98 173H99V172H98ZM98 173H97V175H98ZM125 173H126L125 175L127 176V172H125ZM141 173H142V172H141ZM153 173H154V172H153ZM168 173H169V172H168ZM195 173H196V172H195ZM195 173H194V174H195ZM208 173H209V169H208ZM208 173H207V176L209 175ZM216 173H217V171H216ZM225 173H224V174H225ZM227 173H228V170H227ZM227 173H226V175H227ZM237 173H238V172H237ZM237 173H236V174L234 173V174H235V175H234V179H235L236 186H237V187H241L240 190H241L242 188H243V190H244V189H248V188L250 187V186H249V183H248V175L245 176V174H244V176H243V172L241 173L242 175L237 174ZM248 173H249V172H248ZM252 173H253V172H252ZM11 174H12V173H11ZM37 174H38V173H37ZM46 174H47V173H46ZM46 174H44V175H46ZM119 174H120V173H119ZM123 174H124V173H123ZM129 174H130V172H129ZM155 174H156V173H155ZM212 174H213V173H212ZM220 174H222V173H220ZM228 174H229V173H228ZM232 174H231V175H232ZM257 174H258V173H257ZM13 175H14V174H13ZM48 175H49V173H48ZM56 175H57V174H56ZM56 175H55V176H56ZM61 175H62V173H61ZM61 175H60V176H61ZM63 175H64V174H63ZM77 175H78V174H77ZM87 175H88V174H87ZM97 175H96V176H97ZM105 175H106V173H105ZM134 175H135V174H134ZM150 175H151V174H150ZM157 175H158V173H157ZM159 175H160V174H159ZM162 175H163V174H162ZM165 175L167 176V173H165ZM196 175H197V173H196ZM196 175H195V178H196ZM222 175H223V174H222ZM226 175H225V176H226ZM231 175H229V177H230ZM254 175H255V174H254ZM259 175H260V174H259ZM263 175H264V174H263ZM18 176H19V174H18ZM21 176H22V175H21ZM21 176H20V177H21ZM36 176H37V175H36ZM46 176H47V175H46ZM50 176H51V172H50ZM50 176H48V178H50ZM66 176H67V175H66ZM68 176H69V175H68ZM101 176H102V173H101V175L99 174V177H100V178H101ZM108 176H109V174H108ZM163 176H164V175H163ZM168 176H169V174H168ZM174 176H175V175H174ZM174 176H173V178H174ZM176 176H177V179H178V175H176ZM181 176H182V175H181ZM198 176H199V174H198ZM200 176H201V175H200ZM202 176H203V175H202ZM202 176H201V177H202ZM217 176H219V173L217 174ZM227 176H228V175H227ZM260 176H261V175H260ZM10 177H11V176H10ZM51 177H52V176H51ZM58 177H59V176H58ZM63 177H64V176H63ZM63 177H62V178H63ZM92 177H93V176H92ZM92 177H90V178H92ZM99 177H98V178H99ZM121 177H122V176H121ZM121 177H120V179H121ZM213 177H214V174H213V176H211V179H212ZM223 177H224V175H223ZM254 177H255V176H254ZM261 177H262V176H261ZM16 178H17V177H15V179H16ZM26 178H27V177H26ZM26 178H25V180L28 181ZM34 178L37 179V177H34V176H33V179H34ZM43 178H44V177H43ZM67 178H68V177H67ZM88 178H89V177H88ZM98 178H97V179H98ZM100 178H99L98 180H100ZM104 178H106V177H104ZM104 178H103V179H104ZM107 178H108V177H107ZM107 178H106V179H107ZM126 178H127V177H126ZM156 178H157V176H156ZM161 178H162V177H161ZM161 178H160V179H161ZM173 178H172V179H173ZM180 178H181V177H180ZM191 178H192V177H191ZM204 178H205V177H204ZM215 178H217V177L215 176ZM9 179H10V178H9ZM17 179H18V178H17ZM39 179H40V178H39ZM45 179H46V177H45ZM52 179H54V178H52ZM59 179H60V177L57 178V181H58ZM63 179H66V177H64ZM68 179H69V178H68ZM77 179L80 180V178H78V177H77ZM118 179H119V178H118ZM133 179H134V176H133ZM150 179H151V178H150ZM153 179H154V177H153ZM153 179H152V180H153ZM160 179H159V180H160ZM169 179H170V178H169ZM226 179H227V178H226ZM228 179H230V178H228ZM234 179H233V177H232V180H234ZM259 179H260V177H259ZM3 180H4V178H3L2 174L0 173V181L2 182ZM18 180H19V179H18ZM48 180H49V179H48ZM72 180H73V178H72ZM84 180H87V179L85 178ZM116 180H117V179H116ZM129 180H130V178H129ZM129 180H128V181H129ZM154 180H155V179H154ZM154 180H153V181H154ZM159 180H158V182H159ZM174 180H175V178H174ZM174 180H171V181L174 182ZM191 180H192V179H191ZM193 180H194V179H193ZM220 180H221V179H220ZM223 180H224V179H223ZM250 180H251V177H250ZM263 180H264V179H263ZM8 181H14V182H15L14 179L12 180V177H11V180H8ZM21 181H22V180H21ZM26 181H25V182H26ZM42 181H43V180H42ZM61 181H62V180H61ZM65 181H67V179H66ZM65 181H64V182H65ZM74 181H75V180H74ZM224 181L228 183V181H230V180H227V181L224 180ZM255 181H256V179H255ZM51 182H52V180H51ZM59 182H60V181H59ZM64 182H63V183H64ZM77 182H78V181H77ZM140 182H141V181H140ZM140 182H139V183H140ZM160 182H161V181H160ZM162 182H163V180H162ZM168 182H169V180H168ZM173 182H171V183H173ZM179 182H180V180H179ZM194 182H195V181H194ZM211 182H212V181H211ZM214 182H215V180H214ZM214 182H213V184H214ZM232 182H233V181H232ZM249 182H250V181H249ZM16 183H17V182H16ZM38 183H39V182H38ZM41 183H42V182H41ZM65 183H66V182H65ZM70 183H71V182H69L68 184L70 185ZM73 183H75V182H73ZM79 183H81V182H79ZM87 183H89V182H87ZM108 183H109V182H108ZM125 183H126V182H125ZM141 183H142V182H141ZM154 183H156V182H154ZM164 183H165V182H164ZM164 183H163V184H164ZM182 183H183V182H182ZM189 183H190V182H189ZM223 183H224V182H223ZM11 184H12V183H11ZM28 184H29V181H28ZM33 184H34V182H33ZM66 184H67V183H66ZM89 184H90V183H89ZM113 184H114V183H113ZM113 184H112V185H113ZM121 184H123V181H122ZM156 184H157V183H156ZM167 184H168V183H167ZM179 184H180V183H179ZM195 184H197V183H195ZM209 184H210V183H209ZM229 184L231 185V182H230ZM252 184H253V183H252ZM262 184H263V186H264V183H262ZM1 185H2V184H1ZM54 185H56V184H54ZM71 185H72V183H71ZM73 185H74V184H73ZM73 185H72V186H73ZM77 185H79V184L77 183ZM86 185H87V184H85V186H86ZM97 185H100V184H97ZM119 185H120V184H119ZM136 185H137V184H136ZM153 185H155V184H153ZM153 185L151 184L152 187H153ZM159 185H160V187H162L161 184H159ZM174 185H175V184H174ZM177 185H178V183H177ZM177 185H176V187H177ZM186 185H187V184H186ZM230 185H229V189H230ZM255 185H256V188L259 189V187H257V184H256V183H255L253 186H255ZM6 186H7V184H5V187H6ZM10 186H11V185H10ZM12 186L14 187V191H15V193H14V194H15V195H14V198H15V199H13V197L11 196L12 199L15 200V201H19V202H20V199H21V200L23 199L22 201L24 202V204H26L25 206H27V204L29 205V206H28L29 209H28V210H25V211L23 210V214H24V213H26V214L30 213V214H33V215H32V216H33L32 218H42V220H43V218H46V219L48 218V221H49V218H50L51 220L54 219L55 221H57V220H56V216H55V212H56V208H55L56 206H55V205H56V203H55V201H53V199H54L53 197H54V196H52L53 199H51V198L49 199V195H48V194H52V193L50 192L51 188H50L49 185H46V186L42 185L41 187L39 186V187H40V194H39V196H36V195L33 196V195L29 194V193L26 191V190H27V187H26L27 185L25 186V185H23V184H21V185H16V184H15V186H14V185H12ZM29 186H30V184H29ZM57 186H58V185H57ZM59 186H60V184H59ZM62 186H63V184H62ZM79 186H80V185H79ZM83 186H84V185H83ZM85 186H84V187H85ZM92 186H93V185H92ZM121 186H122V185H121ZM123 186H124V184H123ZM123 186H122V187H123ZM129 186H131V185H129ZM149 186H150V185H149ZM227 186H228V184H227ZM232 186H234V184H233ZM236 186H234V187H236ZM32 187H33V185H32ZM86 187H87V186H86ZM100 187H101L100 189H102V186H101V185H100ZM104 187H105V186H104ZM152 187H150V188H152ZM160 187H159V188H160ZM172 187H173V186H172ZM195 187H196V185H195ZM198 187H199V185H198ZM212 187H213V186H212ZM224 187H226V186H224ZM34 188H35V185H34ZM34 188H33V189H34ZM53 188H54V187H53ZM62 188H65V184H64V186H63ZM66 188H67V187H66ZM71 188H72V187H71ZM79 188H80V187H79ZM81 188H82V185H81ZM144 188H145V187H144ZM150 188H149V190H150ZM166 188H167V187H166ZM173 188H174V187H173ZM205 188H206V187H205ZM252 188H253V187H252ZM4 189H5V188H4ZM36 189H38V188H36ZM77 189H78V187H77ZM85 189H86V191H89V190H87V188H85ZM161 189H162V188H161ZM191 189H192V188H191ZM198 189H199V188H198ZM198 189H197V191H198ZM232 189H233V187H232ZM250 189H251V188H250ZM262 189H263V187H262ZM83 190H84V188H83ZM90 190H91V189H90ZM94 190H95V189H94ZM94 190H93V192H94ZM146 190H147V189H145V191H146ZM149 190H148V194H149ZM165 190H166V189H165ZM165 190H164V191H165ZM207 190H209V189H207ZM227 190H228V188H227ZM234 190H235V189H234ZM253 190H254V189H253ZM25 191H26L27 193H25ZM36 191H37V190H36ZM38 191H39V189H38ZM62 191H63V190H62ZM150 191H151V190H150ZM153 191H155V190H153ZM213 191H214V188H213ZM225 191H226V188H225ZM235 191H238V190H235ZM49 192H50V193H49ZM65 192H66V191H65ZM90 192H91V191H90ZM97 192H98V191H97ZM102 192H103V189H102ZM106 192H107V191H106ZM123 192H124V191H123ZM132 192H133V191H132ZM166 192H168V189H167ZM179 192H180V191H179ZM183 192H184V191H183ZM198 192H199V191H198ZM249 192H250V191H249ZM0 193H1V192H0ZM62 193H63V192H62ZM73 193H74V192H73ZM77 193H78V191H77ZM82 193H83V192H82ZM87 193H88V192H87ZM98 193L100 194V192H98ZM156 193H157V191H156ZM158 193H159V191H158ZM174 193H175V192H174ZM177 193H178V190H177ZM185 193H186V191H185ZM187 193H188V190H187ZM187 193H186V194H187ZM189 193H190V192H189ZM199 193H200V192H199ZM201 193H202V192H201ZM211 193H212V191H211ZM213 193L215 194V192H213ZM213 193H212V194H213ZM220 193H221V192H220ZM227 193L229 194V191H228ZM233 193H234V192H233ZM250 193L252 194V192H250ZM34 194H35V192H34ZM80 194H81V193H80ZM85 194H86V193H85ZM105 194H106V193H105ZM124 194H126V192H125ZM166 194H167V193H166ZM181 194H182V191H181ZM190 194H192V192H191ZM194 194H196V192H195ZM222 194H223V193H222ZM256 194H258V193H256ZM5 195H7V193H6ZM53 195H54V194H53ZM62 195H63V194H62ZM62 195H58V196L62 197ZM86 195H87V194H86ZM142 195H143V194H142ZM142 195H141V196H142ZM157 195H158V194H157ZM176 195H177V194H176ZM207 195H208V194H207ZM215 195H216V194H215ZM217 195H218V194H217ZM217 195H216V198H217ZM64 196H65V195H64ZM66 196H67V195H66ZM80 196H82V195H80ZM88 196H89V195H88ZM108 196H109V195H108ZM117 196H118V195H117ZM133 196H134V195H133ZM144 196H145V195H144ZM144 196H143V197H144ZM174 196H175V195H174ZM186 196H187V195H186ZM209 196L211 197L210 192H209ZM209 196H208V197H209ZM257 196H258V195H257ZM119 197H121V195H120ZM151 197H152V196H151ZM161 197H162V196H161ZM183 197H184V196H183ZM187 197H188V196H187ZM202 197H203V196H202ZM204 197H205V196H204ZM210 197H209V199H210ZM219 197H220V196H219ZM219 197H218V200H219ZM222 197H223V195H222ZM233 197H234V194H233ZM233 197H232V199H233ZM9 198H10V197H9ZM42 198L48 200V205H47L48 208H46V209H44V210H39V211H37L36 209L38 208V206L35 207V208H34L33 206H35L34 204H35L37 201L40 202V199H42ZM69 198H70V197H68V200H69ZM88 198H89V197H88ZM88 198H87V200H88ZM166 198H167V196H166ZM179 198H180V196H179ZM179 198H178V199H179ZM191 198H192V196H191ZM199 198H200V196H199ZM206 198H207V197H206ZM237 198H238V197H237ZM237 198H236V199H237ZM239 198H240V197H239ZM251 198H252V197H251ZM56 199H57V197H56ZM75 199H76V198H75ZM119 199H120V198H119ZM150 199H151V198H150ZM209 199H208V200H209ZM241 199H242V198H241ZM13 200H12V203H13ZM70 200H71V199H70ZM72 200H73V199H72ZM89 200H90V199H89ZM89 200H88V201L85 200V201H86V202H89ZM98 200H99V199H98ZM194 200H196L195 197H194ZM197 200H198V199H197ZM202 200H203V199H202ZM210 200H211V199H210ZM210 200H209V203H211ZM215 200H217V199H215ZM218 200H217V203H218ZM228 200H230V199H228ZM245 200H246V199H245ZM2 201H3V200H2ZM60 201H61V200H60ZM74 201H75V200H74ZM92 201H93V200H92ZM92 201H91V203H92ZM199 201H200V200H199ZM220 201H221V199H220ZM9 202H11V200H10ZM9 202H7V203L9 204ZM58 202H59V201H58ZM62 202H63V198H62ZM139 202H141V201H139ZM203 202H204V201H203ZM213 202H216V201L213 200ZM1 203L4 204V201L1 202ZM12 203H11V204H12ZM17 203H18V202H17ZM109 203H110V202H109ZM118 203H119V201H118L116 204H118ZM161 203H162V202H161ZM164 203H165V202H164ZM193 203H194V202H192V204H193ZM199 203H201V201H200ZM230 203H231V202H230ZM243 203H244V202H243ZM255 203H256V201H255ZM8 204H7L6 207H8ZM21 204H22V203H21ZM31 204H32V205H31ZM84 204H85V203H84ZM138 204H139V203H138ZM145 204H146V203H145ZM150 204H151V203H150ZM178 204H179V203H177V206H178ZM192 204H191V205H192ZM201 204H203V203H201ZM211 204H212V203H211ZM253 204H254V202H253ZM18 205H19V204H18ZM30 205H31V207H33L34 209H33V208L30 209ZM65 205H66V203H65ZM71 205H72V204H71ZM93 205H94V201H93ZM189 205H190V204H189ZM191 205H190V206H191ZM197 205H198V204H197ZM213 205H214V204H213ZM223 205H224V204H223ZM228 205H229V204H228ZM241 205H242V204H241ZM241 205H240V206H241ZM244 205H245V204H244ZM250 205H251V204H250ZM250 205H249V206H250ZM9 206H11V205H9ZM23 206H24V205H23ZM23 206H22V207H23ZM25 206H24V207H25ZM57 206H59V204H58ZM75 206H76V205H75ZM98 206H99V204H98ZM106 206H107V205H106ZM136 206H137V205H136ZM143 206H144V204H143ZM193 206H194V205H192V207H193ZM195 206H196V204H195ZM211 206H212V205H211ZM214 206H216V204H215ZM0 207H1V206H0ZM18 207H19V206H17V208H18ZM22 207H21V208H22ZM62 207H63V206H62ZM72 207H73V206H72ZM76 207H77V206H76ZM76 207H74V208H76ZM116 207H117V205H116ZM116 207H114V208H116ZM157 207H158V206H157ZM167 207H168V205H167ZM183 207H185V206H183ZM192 207H190V208H192ZM236 207H237V206H236ZM3 208H4V207H3ZM10 208H11V207H10ZM14 208H15V206H14ZM17 208H16V209H17ZM25 208H27V207H25ZM54 208H55V209H54ZM64 208H65V206H64ZM64 208H63V209H64ZM66 208H67V205H66ZM77 208H78V207H77ZM83 208H84V206H83ZM114 208H112V209H114ZM135 208H136V207H135ZM177 208H178V207H177ZM180 208H181V207H180ZM188 208H189V207H187V209H188ZM190 208H189L188 210H190ZM213 208H214V207H212V209H213ZM215 208H216V207H215ZM215 208H214V210H215ZM218 208H219V207H218ZM238 208H239V207H238ZM247 208H248V207H247ZM250 208H251V207H250ZM250 208H249V209H250ZM1 209H2V208H1ZM22 209H23V208H22ZM41 209H42V208H41ZM57 209H59V208H57ZM161 209H162V207H161ZM174 209H176V206H175ZM174 209H173V210H174ZM182 209H184V208H182ZM198 209H199V208H198ZM220 209H221V207H220ZM228 209H229V208H228ZM228 209H227V210H228ZM230 209H231V208H230ZM258 209H260V208H258ZM64 210H65V209H64ZM72 210H73V209H72ZM131 210L133 211V209H131ZM163 210H164V209H163ZM246 210H247V209H246ZM255 210H256V208H255ZM8 211H9V208H8ZM32 211H34V213H32ZM68 211H69V210H67L66 212H68ZM76 211H77V210H76ZM157 211H158V210H157ZM180 211H181V209H180ZM212 211H213V210H212ZM216 211H217V209H216ZM216 211H215V212H216ZM218 211H219V209H218ZM221 211H222V213H223L224 210H221ZM236 211H237V210H235V212H236ZM238 211H239V210H238ZM0 212H1V210H0ZM16 212H17V211H16ZM58 212H59V213H62V211H58ZM66 212L64 211V214H65ZM184 212H185V211H184ZM184 212H182V213L184 214ZM209 212H210V211H208V213H209ZM227 212H228V211H227ZM239 212H241V211H239ZM251 212H252V211H251ZM259 212H260V211H259ZM2 213H4V212H2ZM71 213H72V212H71ZM76 213H77V212H76ZM76 213H75V215H76ZM96 213H97V212H96ZM127 213H128V212H127ZM127 213H126V214H127ZM132 213H133V212H132ZM141 213H142V212H141ZM169 213H170V212H169ZM174 213H175V216L179 214V213H176V211H174ZM199 213H200V212H199ZM213 213H214V211H213ZM220 213H221V212H220ZM225 213H226V212H225ZM245 213H246V211H245ZM249 213H250V211H249ZM256 213H257V212H256ZM9 214H10V213H9ZM19 214H20V213H19ZM62 214H63V213H62ZM123 214H125V213L120 214V217H121L122 219H123V217L125 216V215H124V216L122 217L121 215H123ZM190 214H193V213H190ZM216 214H217V213H216ZM216 214H215V217H216ZM243 214H244V212H243ZM254 214H255V213H253V215H254ZM0 215H1V214H0ZM15 215H16V214H14L13 217L18 218V217L15 216ZM56 215H57V219H58L59 215H58V214H56ZM71 215H72V214H71ZM101 215H102V213H101ZM144 215H145V214H144ZM144 215H143V216H144ZM159 215H160V214H159ZM164 215H165V214H164ZM207 215H208V214H207ZM240 215H242V214L240 213ZM1 216H2V215H1ZM1 216H0V217H1ZM6 216H7V215H6ZM19 216H20V218H22L21 214H20ZM73 216H74V213H73ZM73 216H72V217H73ZM148 216H149V214H148ZM161 216H162V214H161ZM202 216H203V214H202ZM254 216H255V215H254ZM11 217H12V215H11ZM13 217H12V218H13ZM28 217H30V216H28ZM28 217H27V218H28ZM68 217H69V214H68ZM92 217H93V216H92ZM115 217H116V216H115ZM149 217H150V216H149ZM151 217H152V216H151ZM169 217H170V216H169ZM191 217H192V216H191ZM211 217H212V215H211ZM226 217H227V215H226ZM27 218H26V221H28ZM32 218H31V219H32ZM116 218L118 219V216H117ZM116 218H115V219L112 218V220L115 221ZM170 218H171V217H170ZM184 218H185V217H184ZM207 218H208V217H207ZM213 218H214V216H213ZM220 218H221V217H220ZM222 218H223V217H222ZM232 218H233V217H232ZM239 218H240V217H239ZM243 218H244V217H243ZM243 218H242V219H243ZM248 218H249V217L247 216V219H248ZM254 218H255V217H253L252 219H254ZM28 219H29V218H28ZM99 219H100V218H99ZM148 219H149V218H148ZM162 219H163V218H162ZM164 219H165V218H164ZM171 219H173V218H171ZM227 219H228V218H227ZM242 219H241V220H242ZM250 219H251V218H250ZM29 220H30V219H29ZM35 220H36V219H35ZM51 220H50V221H51ZM70 220H71V218H70ZM72 220H73V219H72ZM80 220H81V219H80ZM104 220H105V219H104ZM130 220H132V217H131ZM146 220H147V219H146ZM219 220H220V219H219ZM222 220H226V218H223ZM241 220H239V221L241 222ZM255 220H256V219H255ZM8 221H12V220L9 219ZM33 221H34V220H33ZM36 221L38 222V220H36ZM40 221H41V220H40ZM40 221H39V222H40ZM61 221H62V220H61ZM75 221H76V219H75ZM102 221H103V220H102ZM110 221H111V220H110ZM114 221H113V222H114ZM116 221H118V220H116ZM119 221H121V220H119ZM123 221H124V220H123ZM165 221H166V220H165ZM178 221H179V220H178ZM209 221H210V220H209ZM228 221H229V220H228ZM248 221H249V219H248ZM1 222H2V220H1ZM3 222H4V220H3ZM22 222H23V221H22ZM28 222H29V221H28ZM41 222H42V221H41ZM43 222H44V220H43ZM51 222H52V221H51ZM71 222H72V221H71ZM86 222H87V220H86ZM95 222H96V221H95ZM111 222H112V221H111ZM171 222H172V220H171ZM216 222H217V221H216ZM240 222H239V223H240ZM244 222H246V220H244ZM6 223H7V220H6ZM20 223H21V222H20ZM31 223H34V222H31ZM65 223H66V222H65ZM117 223H118V222H117ZM121 223H122V221H121ZM125 223H126V222H125ZM144 223H145V222H144ZM148 223H149V222H148ZM156 223H157V222H156ZM179 223H180V222H179ZM182 223H183V222H182ZM260 223H263V221L260 222ZM68 224H69V223H68ZM71 224H72V223H71ZM102 224H103V222H102ZM129 224H130V222H129ZM135 224H136V223H135ZM159 224H160V223H159ZM24 225H25V224H24ZM26 225H28V224H26ZM26 225H25V227H26ZM35 225H36V224H35ZM45 225L48 226L47 223H46V224H45V223L43 224V226H45ZM96 225H97V224H96ZM124 225H125V224H124ZM131 225H132V224H131ZM142 225H143V224H142ZM162 225H163V224H162ZM171 225H172V223H171ZM179 225H180V224H179ZM32 226H33V225H32ZM90 226H92V225H90ZM99 226H100V225H99ZM109 226H110V224H109ZM109 226H108V228H109ZM113 226H114V225H113ZM115 226H116V225H115ZM216 226H217V225H216ZM256 226H257V225H256ZM256 226H255V227H256ZM263 226H264V225H263ZM27 227H28V226H27ZM27 227H26V228H27ZM30 227H31V226H30ZM37 227H38V226H37ZM57 227H58V226H57ZM136 227H137V226H136ZM138 227H139V226H138ZM257 227H259V225H258ZM257 227H256V228H257ZM3 228H4V226H3ZM5 228H6V227H5ZM11 228H12V227H10L9 229L11 230ZM31 228H32V227H31ZM39 228H40V227H39ZM39 228H37V229H39ZM41 228H42V227H41ZM104 228L108 229L107 226L104 227ZM123 228H125V227H123ZM150 228H151V227H150ZM197 228H198V227H197ZM202 228H203V226H202ZM221 228H222V226H221ZM261 228H262V227H261ZM13 229H16V228H13ZM174 229H175V227H174ZM219 229H220V227H219ZM262 229H263V228H262ZM6 230L8 231V226H7V229H6ZM23 230H24V229H23ZM28 230H29V229H28ZM34 230H36V229L34 228ZM48 230H49V228H48ZM100 230H101V229H100ZM100 230H99V231H100ZM112 230H113V228H112ZM131 230H132V229H131ZM138 230H141V229H138ZM176 230H177V229H176ZM189 230H190V229H189ZM203 230H204V229H203ZM18 231H19V230H18ZM18 231H17V232H18ZM55 231H56V230H55ZM251 231H252V230H251ZM257 231H259V230L257 229ZM261 231H263V230H261ZM0 232H2V231H0ZM21 232H22V231H21ZM31 232H32V230H31ZM36 232H37V231H36ZM96 232H97V231H96ZM189 232H190V231H189ZM2 233H3V232H2ZM13 233H14V232H13ZM15 233H16V232H15ZM15 233H14V234H15ZM19 233H20V232H19ZM43 233H44V232H43ZM47 233L49 234V232H47ZM259 233H260V232H259ZM28 234H29V233H28ZM28 234H27V235H28ZM159 234H161V233H159ZM229 234H230V233H229ZM231 234H232V232H231ZM244 234H245V232H244ZM1 235H2V234H1ZM8 235H9V234H8ZM16 235H17V234H16ZM24 235H25V234H24ZM24 235L22 234V236H24ZM59 235H61V234H59ZM104 235H105V234H104ZM111 235H112V234H111ZM111 235H110V237H111ZM131 235H132V234H131ZM149 235H150V233H149ZM187 235H188V233H187ZM236 235H237V234H236ZM250 235H251V232H250ZM3 236H4V235H3ZM13 236H14V235H13ZM25 236H26V235H25ZM25 236H24V237H25ZM38 236H39V235H38ZM50 236H51V235H50ZM92 236H93V234H92ZM92 236H91V238H92ZM124 236H125V235H124ZM160 236H161V235H160ZM5 237H6V236H5ZM15 237H16V236H15ZM114 237H115V235H114ZM173 237H174V235H173ZM25 238H26V237H25ZM29 238H30V237H28V243L30 242V241H29ZM91 238H90V239H91ZM107 238H108V236H107ZM123 238H124V237H123ZM131 238H132V236H131ZM142 238H144V237H142ZM8 239H9V238H8ZM8 239H7V240H8ZM10 239H11V238H10ZM109 239H110V238H109ZM242 239H243V238H242ZM0 240H1V236H0ZM2 240H3V237H2ZM5 240H6V239H5ZM100 240H101V239H100ZM8 241H9V244H10V241H11V240H8ZM14 241H15V240H14ZM34 241H35V240H34ZM107 241H108V240H107ZM119 241H120V240H119ZM133 241H134V240H133ZM133 241H132V242H133ZM257 241H258V240H257ZM6 242H7V241H6ZM11 242H12V241H11ZM22 242H23V238H22ZM132 242H131V243H132ZM138 242H139V240H138ZM138 242H137V243H138ZM158 242H159V241H158ZM13 243H14V242H13ZM32 243H33V241H32ZM113 243H114V241H113ZM154 243H155V242H154ZM167 243H168V242H167ZM3 244H5V242H2V243H1V245H3ZM15 244H16V242H15ZM17 244H18V243H17ZM135 244H136V243H135ZM231 244H232V243H231ZM231 244H230V245H231ZM128 245L131 246V244H128ZM136 245H137V244H136ZM263 245H264V244H263ZM263 245H262V246H263ZM7 246H9V245H7V243H6V247H7ZM14 246H15V245H14ZM18 246H19V245H17V247H18ZM132 246H133V245H132ZM158 246H159V245H158ZM205 246H207V243L205 244ZM205 246H204V247H205ZM0 247H1V246H0ZM20 247H21V246H20ZM22 247H23V246H22ZM101 247H102V245H101ZM103 247H105V246H103ZM124 247L126 248V246H124ZM168 247H169V246H168ZM175 247H176V246H175ZM185 247H186V246H185ZM236 247H237V246H236ZM250 247H251V246H250ZM255 247H256V245H255ZM263 247H264V246H263ZM2 248H3V247H2ZM14 248H15V247H14ZM14 248H12V249H14ZM113 248H114V247H113ZM119 248H122V247H119ZM129 248H130V247H129ZM143 248H144V247H143ZM143 248H142V249H143ZM7 249H10V248L8 247ZM39 249H40V247H39ZM83 249H84V248H83ZM96 249H97V248H96ZM110 249H111V248H110ZM241 249H242V248H241ZM247 249H248V248H247ZM14 250H15V249H14ZM17 250H18V248L16 249V251H17ZM41 250H42V249H41ZM108 250H109V249H108ZM122 250H123V249H122ZM122 250H121V251H122ZM126 250H128V249L126 248ZM136 250H137V248H136ZM136 250H135V251H136ZM165 250H166V249H165ZM169 250H170V249H169ZM189 250H190V249H189ZM244 250H245V249H244ZM96 251H97V250H96ZM112 251H113V250H112ZM121 251H119V252H121ZM143 251H144V250H143ZM166 251H167V250H166ZM198 251H199V250H198ZM198 251H197V252H198ZM250 251H251V253H252V250H251V249H250ZM256 251H258V250H256ZM1 252H2V249H1ZM5 252H6V251H5ZM5 252L3 251V253H5ZM7 252H8V251H7ZM9 252H10V251H9ZM34 252H35V251H34ZM86 252H87V251H86ZM117 252H118V251H117ZM131 252H133V250H131ZM131 252H130V251H127V253H130V254H131ZM162 252H164V250H163ZM182 252H183V251H182ZM185 252H186V250H185ZM245 252H246V250H245ZM253 252H254V251H253ZM259 252H260V251H259ZM15 253H16V252H15ZM89 253H90V252H89ZM111 253H112V252H111ZM111 253H110V255H111ZM114 253H115V252H114ZM114 253H113V254H114ZM138 253H139V252H138ZM143 253H144V252H143ZM170 253H171V252H170ZM183 253H184V252H183ZM183 253H181V254H183ZM186 253H187V252H186ZM189 253H190V252H189ZM189 253H187V254H189ZM255 253H256V252H254V254H255ZM5 254H6V253H5ZM5 254H4V255H5ZM10 254H12V253H10ZM16 254H18V253H16ZM16 254H15V255H16ZM87 254H88V253H87ZM87 254H86V255H87ZM145 254H146V253H145ZM181 254H179V255H181ZM218 254H219L220 256H222V255H223V250H220V251L218 252ZM83 255H84V254H83ZM86 255H84V256H86ZM99 255H100V254H99ZM190 255L192 256L193 253L190 254ZM194 255H195V253H194ZM229 255H230V254H229ZM243 255H244V253H243ZM258 255H259V253H258ZM5 256H6V255H5ZM32 256H33V253H32ZM88 256H89V255H88ZM97 256H98V255H97ZM176 256H177V255H176ZM183 256H184V255H183ZM211 256H212V255H211ZM245 256L247 257V255H245ZM245 256H244V258H245ZM6 257H7V256H6ZM44 257H45V256H44ZM79 257H82V256H79ZM79 257H78V258H79ZM104 257H105V256H104ZM118 257L120 258L119 255H118ZM186 257H187V256H186ZM188 257H190V256H188ZM241 257H242V256H241ZM8 258H9V257H8ZM96 258H97V257H95L94 260H96ZM258 258H259V257H258ZM262 258H263V257H262ZM75 259H76V257H75ZM100 259H101V258H100ZM116 259H117V258H116ZM134 259H135V258H134ZM177 259H178V258H177ZM193 259H194V258H193ZM7 260H8V259H7ZM83 260H84V259H83ZM83 260H82V261H83ZM94 260H93V261H94ZM112 260H114V259H112ZM174 260H175V258H174ZM198 260H199V259H198ZM221 260H222V259H221ZM263 260H264V259H263ZM5 261H6V260H5ZM76 261H77V259L75 260V263H74V264H78V263H79L78 261H77L78 263H76ZM258 261H259V259H258ZM6 262H7V261H6ZM83 262H84V261H83ZM96 262H97V261H96ZM98 262H99V261H98ZM107 262H108V261H107ZM162 262H163V261H162ZM219 262H220V261H219ZM241 262H243V261L241 260ZM253 262H255V261H253ZM262 262H263V261H262ZM158 263H159V262H158ZM158 263H157V264H158ZM163 263H164V262H163ZM177 263H178V262H177ZM221 263H222V262H221ZM234 263H235V262H234ZM8 264H9V263H8ZM66 264H67V263H66ZM70 264H72V263H70ZM96 264H97V263H96ZM164 264H165V263H164ZM191 264H192V263H191ZM204 264H205V263H204ZM227 264H228V263H227ZM252 264H253V263H252Z\"/></svg>",
  "mask_w": 264,
  "mask_h": 264
}]
</instances>
